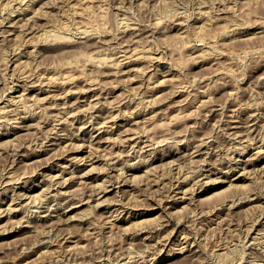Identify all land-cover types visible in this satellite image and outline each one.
Segmentation results:
<instances>
[{
    "label": "rangeland",
    "instance_id": "obj_1",
    "mask_svg": "<svg viewBox=\"0 0 264 264\" xmlns=\"http://www.w3.org/2000/svg\"><path fill=\"white\" fill-rule=\"evenodd\" d=\"M1 1L4 3V2H7L8 0L7 1L6 0H1ZM9 1L7 3H4V5L2 4V2H0V19L2 20V21L1 20L0 21L3 23L2 24L0 22V25H1L0 26V32L2 33V35L0 33V98L3 99V100H0V105L1 106H5V104H7L9 106V107H7V109L10 108L11 106L13 108V109L12 108L8 109L9 110L8 117L10 118L9 120L12 119L11 121H9V120L1 121L0 120L1 124H2V122H4L2 125L0 124L1 125V127H0V136L2 135L1 138H0V187H1L0 190H2V191L0 193L3 196L2 197L0 195V197H1L0 198V200H1L0 201L1 202L0 203V209L3 206L2 207V212H3L4 211L3 209H5V207L9 203L12 204L14 206V208L18 207V205L20 207H18V211L16 209V213H15L16 215L12 214V213H9V212L6 213V210H5V212L3 214H5L6 216L5 215H3V216L1 215L0 216V217H2V219L4 218L3 220L1 219L2 221L0 223L1 224V227H0V264H116L117 262H118L117 264H120V263L121 264H124V263L125 264H131V263L132 264H148V263L149 264H176L177 261H178L177 264H181V263L186 264L185 260L189 261L188 259H190L191 257L194 258L197 255L199 256V254H200V256L203 254V256H201V257L197 256L196 257L197 259L194 258L193 260L191 258L189 262L193 263L195 261V259H196L195 262H197V261L198 262L197 263L194 262L193 264H201L203 262V260H201V258L204 259V258L207 257L206 259H204L206 261H204L202 264H217L214 261H216L217 258L219 257L218 260L216 261V262H219L218 264H229V262H231V264H234V263H236V264H238V263L239 264H253V263L254 264H258V263L260 264L261 263L262 264L264 262L263 261L264 260V258H263V255H264V237H263L264 236V234H263L264 233V221H263L264 220V208H263L264 207L263 206L264 205V200H263L264 199V174H262V177L260 176V178H259V174L261 172L264 173V146H263L264 145V139H263L264 138V0H102V1H100V0H98V1L97 0H90V1L87 0L85 2H87L88 5L86 3H83L84 2V0H83L81 2L82 4L80 3V5H81L80 8L83 7L84 9H86V13H83V12H82L83 14L81 13V11L85 12V10L82 8V10L81 9L79 10L80 11L79 13H81L80 15H79V13H75L74 8H72L73 4L75 3V2L72 3L73 0H68L69 2L67 0H65V1L62 0L63 2L61 0H57V1L53 0L54 3L52 2V0L51 1L48 0L50 3L48 1H46V0H41L40 2H37V1H39V0H37L35 3L31 1L33 6H32V4L31 5L28 4V3H30V0L29 1L28 0H26V1L25 0L24 1L23 0H17L18 2H16L15 0H11L10 3H12L13 6L9 3ZM14 1H15V3H13ZM43 1L44 2L46 1L45 5H41L42 3L44 4ZM91 1H93L94 3L96 1V3H95L96 5H93L94 3H92ZM51 2H52V5H51ZM98 2H99V5H97ZM100 2H101V8H98V6L100 7ZM76 3H78V2H76ZM76 3L74 5H76ZM5 4H7L6 7H5ZM8 4H9V7H8ZM58 4H60L61 7H60V5L58 7ZM68 4H69V6H68ZM85 4H86V6L88 8L84 7ZM90 4H92V5H90ZM70 5H72V6H70ZM89 5L91 7H89ZM4 7H5V9H4ZM17 7H19L18 10H17ZM33 7H34V9H33ZM42 7L43 8H47V9L46 10L44 9L45 10L44 11ZM93 7L94 8L96 7L97 9L96 8L94 9ZM57 8H59V9H57ZM11 9H13V10H11ZM24 9L26 10V12H24ZM3 10H4L5 13L3 12ZM21 10H22V12H21ZM31 10L33 12L36 11L38 13L37 14L38 17L35 14L38 19L34 16V14H33V16L31 15L33 13ZM64 10H65V12H63ZM41 11H42L43 14L40 13ZM71 11H74V12H71ZM200 11L203 12V14L206 15V17ZM8 12L10 13V15H9ZM44 12L46 13V15H45ZM49 12H50V14H49ZM58 12H59V14H58ZM70 12H71L72 15L69 14ZM205 12L206 13L210 12L209 13L210 17H207L208 13L205 14ZM47 14H48V16H47ZM63 14L65 16H62ZM74 14L76 15V18L74 16ZM200 14H202L203 17ZM218 14L221 15V16H219ZM3 15L4 16L6 15L7 17H4ZM81 15H83L84 17L81 16ZM175 15H176V17H175ZM9 16H10V18H9ZM85 16H86V18H85ZM181 16H183V18ZM187 16H188V18H187ZM213 16H215V17H213ZM216 16H219V18H221V20L218 17H217L218 19H216ZM1 17H3L4 19L1 18ZM18 17H20L21 19H24L25 17L26 18L24 20H21ZM32 17H34V18H32ZM195 17H196V20L198 19L197 21L194 19ZM200 17H202V18H200ZM42 18H45V19H42ZM80 18H82L81 21H80ZM174 18H175V21H174ZM16 19L18 20L16 22V23H18V24H16V28H15L16 30L12 31L13 33L12 32L10 33L9 32V27H8L9 23L11 24L12 22H15ZM28 19H29V23L30 24L27 23ZM71 19L73 21L77 20V19H79V20L74 21V23L76 24L75 25ZM189 19H191V20L189 21ZM205 19H211V23H210L211 25L210 24L207 25L209 27L206 26L207 27L206 29H205V27L201 26V29L204 28V30L200 31L199 30L200 28L198 29V27H200V24L204 26L203 21ZM215 19H216V22L214 21ZM68 20H69V22H68ZM182 20L185 23H183ZM22 21H24L25 23L22 22ZM33 21H35V22L33 23ZM43 21H44L45 24L43 23ZM78 21L80 22V24H79ZM82 21L83 22L85 21V23L87 24L86 25L85 23H83L84 25H86V27H87L86 29L88 31H84V29L79 30V29H81V27L83 25L81 23ZM38 22H39V24L37 25L36 23H38ZM46 22H49V24L46 23ZM63 22H64V24H63ZM77 22H78L79 25H77ZM179 22H182L183 24L179 23ZM41 23L44 24V25L40 26ZM60 23L63 24V25L68 24L67 26H68V30L69 31L67 29H65V30L62 29L63 25H61ZM7 24H8V26H7ZM46 24H48V26ZM57 24H58V26L59 25L60 26L58 27ZM127 24L130 25V28H129V26ZM194 24L195 25L197 24V25L195 26ZM26 25H28V26H26ZM29 25L30 26L33 25L36 28H34L33 26L30 27ZM69 25L71 26V28H70ZM80 25H81V27L79 28L78 26H80ZM236 25H238V26L235 27ZM22 26L25 27V28H23ZM53 26L54 27L56 26V29H53L54 28ZM72 26H74V27H72ZM132 26H133V29L134 28H136V29L133 30ZM240 26L242 27L241 29H239ZM19 27H20V30H19ZM21 27L23 29H25V30H23ZM57 27L60 28V29H58ZM137 27H138L139 30L137 29ZM178 27H181V28L178 29ZM232 27H234L235 29H232ZM32 28H34V30ZM43 28H46V31H47L48 28L51 29V30L48 29L47 33H49L50 31H53V32H51L52 34L50 33L51 35H48L47 33H44V32L40 33L42 31H45ZM76 28H77V30H76ZM229 28H231V29H229ZM5 29H7L6 30L7 32L5 31ZM21 29H22L23 32H21ZM40 29H42V30H40ZM129 29H130V31H132V33L130 31L126 32ZM228 29L230 31H228ZM2 30H4L5 32L2 31ZM60 30H62V31H60ZM70 30H72V31H70ZM197 30L200 31L201 33L200 32L198 33ZM238 30H240V31H238ZM33 31H35L34 32L35 34L39 32L40 34L38 33V35H40V36H38L37 34L35 36ZM93 31H95V32H93ZM122 31H124V32H122ZM3 32L7 33L6 35L8 37ZM65 32H67V33H65ZM76 32H78L79 34L76 33ZM96 32L99 33V34H97ZM120 32H122V33L120 34ZM232 32L234 33V35L236 34V32L238 34H236L233 37V33ZM92 33L93 34L95 33V35L93 37L91 36ZM124 33H126V34H124ZM130 33H131V35H129ZM43 34H45L46 37ZM54 34L55 35L64 34L67 37L66 38H61L60 37L61 40H60V38H58L59 39L58 40L57 38L52 36ZM103 34H104V37L102 36ZM132 34H134L133 35L134 37L132 36ZM135 34H137V35H135ZM230 34H232V35H230ZM3 35H5V36H3ZM228 35L230 37H228ZM28 36H30L31 38L28 37ZM49 36H51L52 38H50ZM68 36H69V38H68ZM96 36H98L99 38L96 37ZM62 37H63V35H62ZM135 37L137 38V41L134 42V39L136 40ZM33 38H35L36 40L34 39V41L31 42V40H33ZM43 38H44V40H42ZM53 38L56 39V40H54ZM122 38H124L123 39L124 42L128 38L127 41H129V44L130 43L131 44L128 45V43L126 41L125 42L126 45H125V43H123V41H122ZM131 38L132 39L134 38V39L132 40ZM1 39H2L3 42L1 41ZM72 39H74V40H72ZM83 39L84 40L86 39L87 42H89L87 44L88 48L86 47L87 46L86 45L87 42L85 43ZM100 39L102 40V43H101V45H98L101 42ZM24 40H25V42H24ZM37 40H38V42H37ZM47 40H48L49 43L47 42ZM104 40L107 43L104 42ZM118 40L121 42V44H120V42ZM41 41L43 43H41ZM45 41H46V43H45ZM90 41H91V44H92L91 46H90ZM131 41H133L134 45H133V43ZM29 42L31 43V46H30ZM95 42L97 43L96 46L94 45V44H96ZM27 43H29V44H27ZM35 43H40V44H35ZM102 44H103V46L104 45L105 46L103 47ZM36 45L38 47H36V49H34L35 48L34 46H36ZM120 45H122V46H120ZM97 46H98V48H96ZM136 47H138V48H136ZM89 48H91V49H89ZM195 48L196 49L198 48L197 50L199 52ZM204 48H205L206 51L203 50ZM31 49L33 51H31V53H30L29 50H31ZM87 49H88V52H86ZM92 49L94 50V53H93ZM95 49L96 50L98 49L99 51H96ZM131 49L134 50V51H136L135 49H138L137 50L138 52L137 51L136 52L131 51ZM200 49H202V51ZM116 50L118 52H115ZM127 50H130V51L127 52ZM84 51H85L86 54H84ZM89 51L91 53H93V54H91ZM200 51H201V54H200ZM130 52H132L133 54L134 53H136V54L139 53L142 56V58L139 57L136 62H133V64H131L132 69H131V72L128 74L129 76H127L126 74L125 75L122 74V71H120V69H119L120 67L118 65H119V60H120L119 58L121 56H123V54L124 55H126V54L132 55ZM205 52L209 53V54H205ZM27 53H29L30 55L27 54ZM121 53H123V54H121ZM141 53L142 54L145 53V54L142 55ZM19 54H21L22 56L21 55L19 56ZM82 54L88 55V56H89V54H91L89 57H93V58L97 56L96 60L101 58V57L102 58L105 57L107 59V61H108L107 63H109V64L111 63L113 65L114 69H113L111 64L110 65L108 64V67H107V64L103 66L102 63L98 64V63H100L98 61H95V63H94V61L90 60L88 56H85V58L83 59L84 56ZM119 54H121V55H119ZM202 54L203 55L205 54L206 57H204V56L201 57ZM80 55H82V56L81 57H77V56H80ZM150 55H151V57H150ZM110 56H111V58H110ZM107 57H109L110 61H109V59ZM152 57H155V58H152ZM72 58L74 59V61H73ZM150 58H152V59H150ZM12 59L13 60L15 59L14 60L15 62H13ZM70 59H72V61ZM76 59H78L80 62L76 61ZM139 59H140V61H139ZM91 61L93 62L91 64L94 65V66H92L90 64ZM152 61H154V62H152ZM71 62H72V64H71ZM114 62L115 63L118 62V65L115 64ZM87 63H89L88 66H87ZM159 63H160V65H159ZM71 65H72L73 68L74 67L75 68L73 69L71 67ZM74 65H76V66L78 65V66L76 67ZM101 65H102V67H104V69L102 67H100ZM63 66H65V67H63ZM68 66H70V67H68ZM109 66H110V68H109ZM151 66H154V68L151 67ZM158 66L160 68H158ZM131 67H129L128 69H130ZM161 67H162V70H161ZM13 68H15V69H13ZM62 68H63V70H62ZM77 69H78V71H77ZM101 69H103L104 71L101 70ZM128 69H126V70H128ZM166 69H168L169 72ZM65 70H66V72H65ZM43 71L45 72V74H44ZM101 71L104 72V73H102ZM116 71H117V74H115ZM156 71H158V72H156ZM165 71H166V73H165ZM61 72L63 74L65 73V74L63 75ZM67 72H69V73H67ZM118 72L121 73V74H118ZM173 72H174V74H173ZM39 73H41V74H39ZM70 74L72 76H74V75L77 76V77H75V76L73 77V78H75V80L74 79L73 80H67L66 79L67 76L70 75ZM38 75H40V76L37 77ZM61 75H63L64 77L61 76ZM82 75H83V77L85 76L84 79H83ZM159 75H160V77H159ZM48 77L49 78L51 77V80ZM162 77L164 79L165 78L166 79L163 80ZM168 77H171L172 79H175L174 80L175 82L173 81L172 83L168 82L167 84H165L166 81L169 80ZM25 78L28 81H26ZM158 78L161 81L162 80L164 81V82L162 81L163 85L162 84H158V83L161 82ZM55 79L58 82H60V83H58ZM85 79H86V82L84 81ZM153 79L154 80H158V81L155 82ZM52 80H55L54 84L52 83L53 82ZM149 80H151L152 83L155 82V83H153L155 86L151 85L152 83H150L151 81H149ZM42 81L43 82L46 81V83H43ZM15 83H17V84L15 85ZM25 83H27V84H25ZM32 83L34 85H32ZM64 83L67 84V85H64ZM97 83H99V84H97ZM156 83H157L158 86L156 85ZM40 84H42V85L44 84V85L42 86ZM68 84H70V85H68ZM95 84H97L98 86H96ZM101 84H102V86H101ZM178 84H180L181 87ZM11 85H12L13 89H11ZM23 85H24V87H23ZM51 85H54L55 87H51ZM148 85L150 87L151 86H153V87L150 88ZM32 86H33L34 91L36 93L34 91H32V92L28 91V87H32ZM69 86H71V87L68 88ZM85 86H86V88H84ZM87 87H89V88H87ZM45 88H47V89L49 88L50 89V90L48 89L49 93H48L47 89H45ZM60 88H62V90ZM98 88H101L102 90L98 89ZM152 88H154V89H152ZM177 88L179 90L182 88V90H180L181 93L178 91L177 95L176 94L175 95H171L172 91L174 89H177ZM71 89L72 90L74 89V90L72 91ZM75 89H77L78 91L75 90ZM79 89H81V90H79ZM8 90H9V92H8ZM65 90H67L68 92L65 91ZM93 90H95V91H93ZM150 90H153V91H150ZM21 91L23 93H21ZM81 91L82 92L85 91L86 95L88 94L90 96V94H91L93 96V98L90 97L91 98L90 102L88 101V99H86L87 100L86 102H88V104L85 103V102H80L82 100L81 96H83L82 94L84 93V92L82 93ZM169 91H171V92H169ZM182 91H183V93H182ZM57 92H59L61 94L59 95V93H57ZM69 92H70V94H69ZM77 92H79V93H77ZM145 92H146V96H144ZM148 92H149V94H148ZM204 92H205V94H204ZM32 93L34 94V97L31 96ZM56 93L58 95H56ZM63 93L65 94L64 98L61 97L63 95ZM96 93H99V94H96ZM140 93H143L144 95H141ZM199 93H201V94L199 95ZM5 94H6V96H5ZM18 94H19V97H18ZM44 94H46V96H48V97H46V96L44 97ZM50 94H52L53 96L50 95ZM78 94H80V95H78ZM100 94H102V96H100ZM152 94H154V95H152ZM169 94L173 98L169 97L170 96ZM21 95L25 99L22 98ZM24 95L26 97L28 96L29 98L28 97L26 98ZM55 95L57 97H54ZM98 95H99V97H98ZM135 95H138L139 97L138 96L135 97ZM166 95H168V96H166ZM66 96L68 97V99L66 98ZM69 96H70V98H69ZM77 96L80 99H78ZM94 96L98 97L99 99L96 98V97H95L96 98L95 99ZM153 96H154L155 99H157V97H159L158 100H162V99H166L167 100L168 99V101L165 100L166 102H164V104L162 102L161 104H163V105H161L160 103L156 105V104L153 103V100H154ZM155 96H157V97H155ZM142 97H144V98H142ZM30 98L34 99V101L31 100ZM50 98L52 99V101H50L51 100ZM145 98H146L147 101H145ZM212 98H213V100H212ZM11 99L13 101H11ZM16 99H17V102H15ZM19 99H21V101ZM44 99L46 101H44ZM75 99L77 101L78 100L79 101L77 102ZM132 99H133V101H132ZM201 99H203L204 101L201 100ZM5 100H7L8 102L5 101ZM22 100H23V102H22ZM41 100H43L44 102L41 101ZM65 100H66L67 103L64 102ZM179 100H181V101L179 102ZM36 101H38V103H36ZM49 101L52 102V103H50ZM98 101H100L99 102L100 104L97 103ZM101 101L103 103H106V102L107 103L106 104H102ZM200 101H202L203 105H204L205 101H207V103H205V106H203ZM13 102H15L16 104L13 103ZM20 102H22V103H20ZM62 102H64V103H62ZM74 102H76V103L74 104ZM91 102L92 103L94 102V103L92 104ZM127 102H129V103H127ZM133 102H134V104H133ZM150 102H151V104H150ZM169 102L172 103L173 106ZM23 103H25V104H23ZM33 103L34 104L36 103L37 105H34ZM90 103L93 106H91ZM112 103L115 105L114 109L111 108L112 106H114ZM141 103H144V104L147 103L148 105L150 104L149 105L150 107H148V105H144V104H141ZM27 104H30L31 106H33V108L31 106L27 105ZM63 104H66V105H63ZM68 104H70V105L68 106ZM96 104H99V105L98 106H94ZM110 104H111V106H110ZM243 104L245 106H243ZM259 104H261V105H259ZM44 105H46V106H44ZM52 105H54V106H52ZM79 105H81V106L83 105L84 106V107L83 106L81 107V111H80L81 114L78 112L77 118L74 120V122L71 120V123H70V120L69 119H68L69 121L66 120L67 117H65V116H68V114H70V112H72L73 109L75 111H77V107ZM86 105H89L88 108H90L91 112L88 110L87 107L86 108H87V110L89 112L87 110H86V112H84V110L82 108L85 109ZM104 105H106V106L108 105L109 107L107 106V109L103 108ZM137 105H139V106H137ZM166 105L170 106V107H167ZM248 105H250V107ZM254 105H258V106H256V110L254 109L255 108ZM35 106H37V107L39 106L38 108H41L43 111L41 109L39 110ZM58 106H60V107H58ZM141 106L143 107V109H141L142 108ZM160 106L162 107L161 108L162 110H160ZM164 106H166L167 108L164 107ZM206 106H208V107H206ZM251 106H253L254 108L253 107L251 108ZM17 107H19V108L17 109ZM30 107L33 110H30ZM49 107H51L52 110ZM54 107H58V108L55 109ZM100 107H102V108H100ZM116 107H118V108H116ZM204 107H206V108L204 109ZM257 107H258V110H257ZM23 108L29 110V114H28L29 116L27 115L28 116L27 121L29 122V123L27 122V124H28L27 128L19 130V132L15 131V130H12L10 132V128L9 127H12L11 124H13L12 121H13L14 115L19 116L18 115V113H19L18 111L19 110L21 111V109L23 110ZM144 108H147L146 111H144L145 110ZM246 108H247V110H245ZM248 108H250L251 110L248 109ZM69 109H70V111H69ZM99 109H100V111H99ZM119 109H120L121 112L119 111ZM221 109H223L224 111L221 110ZM44 110L46 112H44ZM109 110H111V111H109ZM139 110L141 111V113L143 112L142 116H141ZM150 110H152L153 112L150 111ZM158 110L161 111V112H159ZM233 110H237V111L239 110V111L237 112V111H233ZM33 111H36V112H33ZM37 111H38V113H37ZM56 111L60 115L62 114V116H63V117L61 116L62 122H63V124H61L62 127L60 125H57L56 121L52 120V118H53L52 116L53 115L54 116L56 115L57 117L59 115ZM65 111L66 112L68 111V112L66 114H64ZM148 111H149V113H148ZM155 111H156V113H155ZM251 111H252V113H251ZM254 111H256V112L254 113ZM257 111H259V112H257ZM50 112H52V113L50 114ZM62 112H64V113H62ZM74 112H72V113H74ZM107 112H108V114H110V112H111L110 116H113L115 114L114 117H118L117 124L115 125L113 133H112V136H111V138L114 139V140L112 141L110 139V141H109L110 143L109 142H108V144L106 143L107 145L106 144L101 145V144H98V143H96L97 144L96 145L95 144L96 141H92V143H90L91 144L90 145L89 142L92 140V138H91L92 134H88V133H86V138H88V139H86V142L85 141L76 142L75 145L73 144L72 149H71V146L66 145L67 147H69V149L71 151L67 147H64L65 144H59V143H57L58 141L55 140V138L57 139V137H58L57 133H61V132H65V133L67 132L68 133L70 131V129H71V131L68 134L77 133V127H80V125L82 127V125H84L85 122H86L84 120H87V122H86V124H87L92 119V116L90 115L91 113L93 114V116L96 115V113H98V115H100L102 117H104V116L106 117L108 115ZM133 112H134V114H132ZM232 112H234V113H232ZM236 112L237 113L240 112V113L237 114ZM246 112H249V113H246ZM10 113L12 115H10ZM36 113H37V116H35ZM43 113H45V114L49 113V115H51V117L49 115L44 116L45 114L43 115ZM153 113H155V114L153 115ZM231 113H232L233 116L231 115ZM258 113H260V114H258ZM125 114L128 115L129 117L127 118V116ZM247 114H248V116H247ZM261 114L263 116H261ZM41 115H43V117ZM137 115H139V116L137 117ZM238 115H239V117H237ZM110 116L108 115L107 117H110ZM64 117L66 119H64ZM78 117H80V119H78ZM144 117H146L147 119L145 118V120H144L143 119ZM245 117H247V118H245ZM253 117L256 118V119H254ZM15 118H16V116H15ZM236 118H237V120H239L241 122L236 121ZM42 119H44V120H42ZM50 119H51V121H50ZM142 119L145 121L144 123H143ZM232 119H234L235 121L232 120ZM47 120H49V121H47ZM135 120L139 121V123L135 122ZM140 120H142V121H140ZM123 121L125 123H123ZM243 121H245V122H243ZM53 122H55V123H53ZM72 122L75 124V125H73L74 127L71 126L73 128L70 127V125L73 124ZM129 122L131 123V126H130ZM250 122H252V124ZM136 123H138V124H136ZM238 123L240 125H245L249 129L250 133L246 132V130L248 131V129L245 126H239L238 127V125H239ZM46 124H48L49 127ZM53 124L55 126H53ZM65 124H66V126H65ZM229 124H231L230 127H228ZM249 124L251 126H249ZM76 125H78V126H76ZM123 125H125V127L129 129V131L128 130H126V131L123 130V129H125V128H123ZM2 126H3V129H1ZM36 126L37 127L40 126V127L37 128ZM51 126H53L52 130H54V131H52V130L47 131L48 129L52 128ZM127 126H129V127H127ZM59 127H61V130L58 129ZM66 127H67V129H66L67 131L65 130ZM225 127H228V128H225ZM251 127H252V131H250ZM243 128H245V129H243ZM40 129L42 131H44V132L41 131L42 135H41V132H39ZM72 130L76 131V132H73ZM240 130H241V132L243 131L244 133L243 132L241 133ZM5 131H6V133L10 132L11 134L9 133V134L5 135L6 134ZM50 131H52V132H50ZM123 131H125V132H123ZM127 131L129 133H127ZM223 131H225V133ZM141 132H143V134ZM144 132H146L145 135H144ZM227 132H228V134H227ZM44 133H45V136H44ZM136 133H137V135H136ZM138 133H139L140 136L138 135ZM233 133H234V135L231 136V134H233ZM238 133H240V134H238ZM247 133H249L248 136H247ZM128 134L130 136H132V137H130ZM126 135L128 137H126ZM141 135H143V136H141ZM13 136H17L16 137L17 139L14 138ZM41 136H42V138H41ZM245 136H247V137H245ZM123 137H125L127 139H125ZM233 137H234V140L236 139L237 142L233 140ZM242 137H244L246 139L243 141ZM248 137H250V138L248 139ZM120 138L121 139L123 138V141L126 140L125 141L126 144L123 143V141L119 140ZM144 138H145V140H144ZM209 138H211V139L209 140ZM7 139L8 140L10 139V141H12L13 143H8L9 141H7ZM38 139H39V141H38ZM89 139H90V141H89ZM230 139L233 140V141H231ZM254 139H255L254 144L256 143L255 145L252 144ZM133 140H135V141H133ZM140 140H142V141L140 142ZM211 140H213V141H211ZM52 141H54V142H52ZM148 141L150 142L149 144H148ZM82 142L84 144L87 143L88 145L87 144L84 145ZM127 142L129 144H131V143L132 144L129 145ZM157 142H158V144L154 145ZM203 142L205 144H203ZM230 142H232V143L234 142L233 143V145L235 144L234 145V149H233V146H230V145H232ZM21 143L25 147L22 146ZM81 143L85 147L84 146H80ZM93 143H94V145H93ZM246 143H247V145H246ZM259 143H262V144H259ZM26 144H27V146H26ZM202 144H203V146H202ZM206 144H207V146H206ZM138 145H139V148H138ZM141 145L143 147L144 146L145 147L143 148V147H141ZM253 145L256 146V147H254ZM18 146H19V148H18ZM58 146H60L62 149L60 147H58ZM75 146H76L77 149H75ZM92 146H96V148H94ZM242 146H244V147L242 148ZM259 146H261L262 148L259 147ZM12 147H14V148H12ZM15 147H17V148H15ZM30 147L32 148V150H30L31 149ZM87 147H88V149H87ZM133 147L136 148V149H134ZM147 147H149L148 148L149 151H148ZM152 147H154V148H152ZM229 147H231V148H229ZM213 148L215 150H213ZM235 148H237V149H235ZM42 149H44V150L42 151ZM54 149L55 150L59 149L61 151L64 149L65 152H63L64 150L62 152L60 151V153H61V155H60V153L58 152L59 150L54 151ZM94 149L95 150L97 149V150L95 151ZM130 149H132V151H130ZM38 150H39V152H38ZM50 150L53 153H51ZM87 150L90 151L91 153L88 152ZM106 150L109 151L110 153L112 152L111 153L112 155H110V153H108ZM125 150H127V151H125ZM135 150L136 151L138 150L137 153H136ZM150 150H152V151H150ZM230 150H232V152ZM238 150L240 151L239 153H238ZM30 151L37 152L36 157H35V155H32L27 160V162L25 160L21 161L20 160L21 159L20 158L21 155L22 154H32L33 152L31 153ZM66 151H69V152H66ZM93 151H94V153H93ZM7 152L9 154H7ZM15 152H17L18 154L16 153V155H15ZM114 152H115V156L113 155ZM140 152H142V153H140ZM148 152L149 153L151 152V153L149 154ZM152 152L154 153L153 155H152ZM211 152H213L214 154H212ZM11 153H13V154L11 155ZM85 153H87L88 155L85 154ZM116 153H119V154L116 155ZM155 153H157V154H155ZM206 153L209 154V155H207ZM33 154H35V153H33ZM103 154H105V155L103 156ZM130 154H131L132 159L130 157ZM138 154L141 157L137 156ZM229 154L232 155V156H230ZM65 155H66V159H65ZM85 155H86V157H84ZM106 155L108 157L111 156L112 159L111 158H110L111 160L108 159ZM120 155L123 158L120 157ZM148 155H149V157H148ZM223 155L228 157V158L224 157ZM11 156L13 158H16V159H13ZM57 156H58V158H57ZM72 156L73 157L76 156L78 158V160H75L77 162L72 163L75 166L73 165L72 167H70V169L67 171V173H64V174L63 173H59L61 171V169L65 170L63 165L66 163L65 166H67V164H69L68 161H69V159H71ZM97 156H98L99 159L97 158ZM112 156H114V157H112ZM115 157H116V159H115ZM137 157L140 160L137 159ZM230 157L231 158L234 157L236 159V161H235L234 158L230 159ZM92 158H93V160H91ZM103 158H105V159H103ZM48 159L51 160V161H49ZM85 159H86V161H85ZM106 159H108V160H106ZM248 159H249L250 163L248 162ZM15 160H16V162H15ZM57 160H59V161H57ZM112 160H114L116 164L114 163V161L112 162ZM124 160H126V161L124 162ZM132 160H133V162L130 163V161H132ZM142 160H145L146 163L144 161H142ZM146 160H148V161H146ZM222 160L225 161V162H223ZM53 161H55V162H53ZM103 161H106V162L102 163ZM140 161H141V163H140ZM205 161L207 162V164H206ZM208 161H209L210 164L208 163ZM233 161H235V162H233ZM98 162H100V163H98ZM204 162H205V165H204ZM16 163H17V165H16ZM81 163H86V164L82 165ZM122 163H123L124 166H122ZM132 163H135V164H132ZM151 163H153V165ZM216 163H217V165H216ZM225 163L228 164V166ZM242 163L243 164L245 163L244 164L245 166L250 164V167L248 168L250 170L249 171L250 174L247 173L248 174V176H247L248 178H245L244 180H242L241 181L242 183L240 182V185H242V189H239V187H237L238 189L237 188H231L230 189L229 188L230 187L229 186L230 185V180L235 178V176L237 177L238 174H239L238 176H240L242 174V172L240 173V171H243L240 168V167L244 166V165H242ZM42 164H44V166ZM140 164H142V165H140ZM144 164L147 165V166H145ZM251 164H253V165H251ZM56 165L57 166L58 165H60V166L62 165V166L61 167L58 166V168H57ZM105 165L107 166V168L110 165L109 168H111V169L108 168V170H110V171H107V168H106ZM120 165H121V167H120ZM125 165L126 166H131V167L133 166L135 169L137 168L133 172V175H130L132 173H129V175H128V174L124 173V171H121V172H123V175L121 176L122 177L121 178V177H119L121 172H119V171L116 172V170L112 171V168L115 169V167H116V169H120V168L126 167ZM78 166H80V167H78ZM101 166L103 167V169L101 168ZM199 166H201L202 168L199 167ZM237 166H240V167L237 168ZM253 166H255V167H253ZM89 167H91V168L89 169ZM104 168H105L106 171L104 170ZM147 168H150V170L147 169ZM226 168H228V169H226ZM235 168H237V169L234 170ZM250 168H252V169H250ZM258 168L259 169L262 168L263 170L262 169L259 170ZM72 169L73 170L74 169L75 170L78 169V171H79V169H80V171L82 170V174H85L86 177L80 178V176H77L78 178L76 177L73 180V182H70L71 185L68 184L69 182H66V178L67 177L69 178L72 175L71 173H69V171L71 172ZM99 169H102V170H99ZM212 169H214V171ZM221 169H222L223 173H222ZM230 169H232L231 170L232 172L230 171ZM49 170L51 172H49ZM87 170L88 171L91 170V171H93V173L89 171L88 172L89 174H88ZM180 170L182 171V173H181ZM193 170L194 171L196 170L197 172H194ZM226 170H228V171L226 172ZM251 170H253V171L256 170V171L253 172ZM186 171L187 172L190 171V172H188V174H186L187 173ZM192 171H193V173H192ZM198 171H200V173ZM35 172H36V174H35ZM183 172H184L185 176L186 175H187V177H188V175H190V176L188 178L184 177L183 176L184 175ZM256 172H258V173H256ZM37 173H38V175H37ZM58 173L62 174L58 178L59 180L56 179V176L58 175ZM134 173L136 175H134ZM176 173L178 174V176L176 175ZM189 173H192V174H189ZM194 173L197 174V175L195 176ZM253 173L254 174H258V180H257V175H254ZM44 174H46V175H44ZM49 174H51L52 176L49 175ZM179 174H180V176H179ZM201 174L205 175V176L207 175V178L206 179L202 178V177L200 178ZM175 175H176V177H175ZM225 175H227V176H225ZM9 176H11V178ZM115 176H116V179H115ZM194 176H195V179L197 177V179H196L198 181L197 185H196L197 181H195ZM49 177L50 178L53 177V178L50 179ZM103 177H105V178H103ZM117 177H119V179H118L119 181H122V180L126 181L128 179L127 181H130V182L128 183L126 181V184L128 183L130 185V183H132L130 185L131 188H129V186H125V187H121V188L119 187L117 189L118 191L115 189V190H112V191L108 192L107 196L108 197L110 196L111 200L107 196H106L107 198L104 197L102 200H104L106 202V199H107V202L106 203L103 202L105 204L102 205L101 204L102 200L99 203L100 193H101V191H103L102 188H106L105 186H107V183L111 182V184H112V183H115L116 181H118ZM133 177L135 178L134 180H132ZM159 178H160V180H159ZM171 178H172V180H171ZM10 179H12V180H10ZM80 179L83 181V183H81L82 181ZM102 179H105L106 181L104 180L105 181L104 182ZM129 179H131L132 181L129 180ZM251 179H252V181H251ZM84 180L87 181V182H85ZM180 180H182V181H180ZM184 180L186 182L185 188L187 189L189 187V185H190L188 190L189 191L192 190V192H189V193H196L195 189L199 188L200 184H201V186H200L199 189H205L204 190L205 192L202 195H200V196L199 195L198 196L195 195V201L194 202L192 201L193 204L191 202H190L191 204L189 202L184 203V205L186 204V206L182 205V207H187L186 209L184 208L185 210H183L182 207H179V209L183 210V212H181V213L178 212L179 210L177 208L176 211L179 214V215H177V212H175V210L172 211L170 209V201L172 199L171 197H173V195H174L173 191L177 188V186L180 183H183ZM162 181H163L164 184L162 183ZM192 181H194V183ZM206 181H208V183ZM51 182L54 183V186H53V184L51 185ZM55 182H56V186H55ZM62 182H63V184H62ZM64 183H67V184H64ZM77 183H79L80 185L79 184L77 185ZM175 183H176V185L174 186ZM6 184H7V186H6ZM21 184L23 186H29V187L33 186L32 187L33 191L31 192V194L28 195L27 202H26L27 198H23V199L19 198V196H20L19 194L22 193L21 187H23ZM31 184H32V186H31ZM82 184L83 185L85 184V185L83 186ZM102 184H103V187H102ZM111 184H108L107 187H110ZM161 184H162L163 188L161 187ZM243 184H244V188H243ZM17 185H19V186H17ZM48 185H49V187H47ZM66 185H69L68 189L64 188ZM95 185H96V188H95ZM99 185H101V186H99ZM169 185H170V188H169ZM81 186L84 187V188H82L83 191H82L81 188H80L81 190L78 189V187H81ZM134 186L136 188H134ZM165 186H166V189H164ZM72 187H74V188H72ZM123 188L126 189V191ZM240 188H241V186H240ZM94 189L95 190L97 189L98 191L96 192ZM120 189H121V191L123 189L124 191H122V192L125 193V194H123L120 191ZM47 190H48V192H47ZM72 190H74V191H72ZM150 190H152V192H151V194L149 196V193H150L149 191ZM155 190L157 192H160V193L158 194ZM167 190L170 191V192H168ZM59 191H61V192H59ZM62 191L63 192L69 191V192L64 194ZM70 191H72L71 192L72 194L70 193ZM81 191H82V195H79L81 193ZM114 191H115V193H114ZM166 191H167V193H166ZM193 191H195V192H193ZM244 191H247V193L244 192ZM249 191H251V192L253 191L254 193L253 192L251 193ZM2 192H4L5 194L2 193ZM49 192H51V194L52 193L53 194L51 195ZM91 192H93V194ZM153 192L154 193L156 192L155 193L156 195L154 194L155 196L153 195ZM161 192H162V194H161ZM248 192L251 193V194H249ZM260 192H261V194H260ZM58 193H59V196H61V197H58ZM96 193H99V195L96 194ZM116 193H118V194L120 193V195H118ZM170 193H172V194H170ZM262 193H263V195H262ZM38 194H39V196H38ZM60 194H62V195H60ZM74 194H75V196H74ZM122 194L125 197H123ZM245 194H247V195H245ZM53 195H55V196H53ZM234 195L237 196V197H235ZM239 195H242V196H240V197H242L241 199H239L240 198V197H238ZM44 196H45V198H44ZM73 196H74V198H73ZM81 196H83V197L81 198ZM152 196L154 198L156 197L158 202ZM29 197H31V198L33 197V198H36V199L33 200V199L30 198V201H29ZM96 197L98 199H96ZM259 197H261V198H259ZM11 198H12V200H11ZM40 198H42V199H40ZM43 198L45 199V201H44ZM87 198H88V201L86 200ZM121 198H122V201H120ZM160 198L161 199L163 198L161 202H159L161 200ZM196 198H198V199H196ZM227 198H229V199H227ZM230 198H232V199H230ZM248 198H253L256 201L253 200V201H251V203L247 202ZM13 199H14V201H13ZM39 199L43 203L40 202ZM79 199L80 200L84 199L83 201L85 203L79 204L80 208H75V210L72 211V213H70V215H67V212L70 211L69 210L70 209L69 206L73 205V204H76L75 203L76 200L79 201ZM89 199H90V201H89ZM32 200H33V202H31ZM197 200L199 202H197ZM228 200H230V201H228ZM35 201H36L37 204L35 203ZM54 201H56V202H54ZM109 201H111V202L113 201V203H111V202L108 203ZM116 201H117V203L120 206L116 203ZM227 201H228V204H227ZM25 202L26 203L29 202V203L26 204ZM30 202H31V204H30ZM44 202H45V204H44ZM86 202H87V204H86ZM89 202H90V204H88ZM120 202H121V204H120ZM167 202H168L169 205L167 204ZM196 202H197V204H196ZM221 202H223V203H221ZM33 203H34V205H33ZM95 204H97V205H95ZM125 204H128L129 207L127 205H125ZM246 204L247 205L248 204L249 205L253 204V205H250V206L248 205L249 208H245V207H247ZM261 204H263V205H261ZM22 205H23V207H21ZM37 205H38V207H37L38 209L35 208ZM44 205H45V207H44ZM98 205H100V206H98ZM187 205H189L190 207L187 206ZM193 205H194V207H193ZM215 205H217V206L215 207ZM258 205H259V209L257 207ZM90 206H92V207L94 206L93 209H92V207L90 208ZM96 206H98V207H96ZM160 206H162V207H160ZM227 206L228 207L230 206V208L228 209ZM253 206H255V208H253ZM261 206H263V207H261ZM51 207H53V208H51ZM137 207L139 208V210H138ZM260 207H261V211H260ZM20 208H22V209H20ZM29 208L30 209L33 208L34 210H30ZM107 208H108V210H107ZM155 208H156V210H155ZM161 208H163V209H161ZM194 208H196V209H194ZM199 208H200V210H199ZM19 209H20V211H19ZM53 209L54 210L56 209L55 212H54ZM89 209H91L92 211L89 210ZM114 209H117V210L114 211ZM211 209L213 211H211ZM254 209H256V211H253ZM44 210H46V211H44ZM205 210L207 211L206 213H205ZM257 210H259V211H257ZM21 211H22V213L20 214ZM87 211H88V213L86 214ZM89 211H90L91 214H89ZM132 211L133 212H140V213L142 211H144L143 213H147L146 215L142 216V218H141V219L144 218L145 220L144 219L143 220L147 221V222L144 223V222L141 221L142 224L141 225L139 224V226L141 228H142V225H143L145 230H144V228H142V229L140 228L141 229L140 230L138 227H135L134 230H133V227L135 226L134 225L131 229L129 228V230H132V231L128 232V230H127V232H126L124 230L125 232H123V231H121V230H123V228H121V226H120L121 224H120L119 221L118 222H114L115 224L111 221L112 218L110 217V215L113 216L114 213H115L114 215H120L122 212H124L122 214H126V216H128V213L130 214V212H132ZM197 211H199V212L197 213ZM202 211H203V213H202ZM44 212L46 213V216H45ZM167 212H169V213H167ZM193 212H194V214H193ZM213 212H215V213L213 214ZM47 214H49V215L52 214V215L48 216ZM105 214H106V217H105ZM174 214H175V216H174ZM190 214H192V215H190ZM262 214H263V216H262ZM72 215H74V219H73ZM94 215H97L96 219H98V220L95 219ZM193 215H194L195 218L193 217ZM211 215L213 216L212 217L213 219L210 217ZM84 216H87V217L85 218ZM176 216H178V217H176ZM60 217H61V219H60ZM220 217H221L222 220L218 219ZM258 217H259L260 220L256 219ZM24 218H26L28 220H25ZM64 218H65V220H64ZM84 218H85V220H84ZM153 218L154 219L157 218V219L153 220ZM175 218H177L176 220L179 219L178 220L179 221L178 224H177V221L175 220ZM181 218H182V220H181ZM188 218L189 219L192 218V219L188 220ZM199 218L202 219V220H200ZM214 218H216V219H214ZM13 219H14L15 223L13 222ZM16 219H17V221L20 220L21 224H19L20 222H16ZM21 219H22V221H21ZM59 219L62 220V222H60L61 225L58 222ZM94 219L96 220V222H93V221H95ZM106 219H107V222H105L106 223L105 224L104 221H106ZM141 219H138V222H140ZM197 219H198V221L195 222L194 220H197ZM9 220L12 221V222H10ZM53 220L55 222H53ZM66 220H68V221H66ZM148 220H150V221H148ZM191 220L193 222H191ZM203 220H204L205 223L203 222ZM215 220L219 222V223L217 222V227H216V223H213V222H216ZM63 221H66L67 223L63 222ZM86 221L88 223H90V224H87ZM108 221L111 222L112 224L109 223ZM154 221L156 223H158V224H156ZM164 221L166 222V225H165ZM167 221H168V223H167ZM175 221H176V223H175ZM206 221H207V223H206ZM209 221H210L211 224L209 223ZM254 221L255 222L257 221V222L255 223ZM56 222H58L59 224L57 225ZM92 222L95 223V225L92 224ZM159 222L162 223L164 226H162ZM230 222L232 223L231 225H230ZM17 223H18V225H16ZM49 223H52V224H49ZM96 223H98L99 225L96 224ZM258 223H260L262 226L260 224L258 225ZM29 224H32L31 226H33V227L35 226V227L34 228L31 227ZM103 224H104V226H103ZM107 224L109 226H112V227L105 226ZM118 224H119V226H118ZM205 224H207V225H205ZM234 224L237 225L236 228H235ZM25 225H27V226H25ZM153 225H154V227L156 226L157 228L156 227L154 228ZM159 225H161L160 228H159ZM211 225H213L212 227H214L213 228L214 232L212 230V227L211 228L209 227ZM48 226H51V227H48ZM137 226H138V224H137ZM176 226H177V228H176ZM117 227H120V228L117 229ZM196 227H198V229H200V228H202V229L201 230H197ZM208 227H209L210 231L208 230ZM251 227H252L253 230L252 229L248 230ZM15 228H16V230H15ZM152 228L155 231H151V230H153ZM194 228H195V230H194ZM226 228H228V229H226ZM119 229H121V230H119ZM256 229L257 230L259 229V231H257ZM5 230L7 232H5ZM8 230H9V233H8ZM23 230L25 231V233L22 232ZM97 230H99V231L97 232ZM142 230H144V232ZM246 230H248L249 233L246 232ZM86 231H89V232L91 231V232L90 233H88V232L86 233ZM139 231H140V233H139ZM177 231H178V233H177ZM180 231H182L183 234ZM197 231H199L200 233H198ZM92 232H93V235L91 234ZM167 232L170 233V234L168 233L169 236H173L174 237L175 241H176L177 237H178L177 241L181 240V241H178V242L176 241V244L172 246V251H171V247L170 248L168 247L169 249L167 248L168 250H170V251H168L163 246V244L166 242V239L169 237L168 235L164 236V234H166ZM194 232L196 234H194ZM212 232L214 233L215 236L211 235ZM254 232H255V234H254ZM18 233H20V234H18ZM156 233H158V234H156ZM188 233L191 234V235L189 236ZM208 233H210V234H208ZM68 234L70 236H68ZM133 234H134V236H133ZM137 234H139V235H137ZM198 234H199V236H198ZM16 235H18V236H16ZM60 235L63 237L64 240L60 237ZM66 235L68 237H66ZM150 235H153V237L150 236ZM206 235H208V237ZM252 235L254 237H256V238H254ZM257 235H259V236H257ZM145 236L146 237L148 236V238L149 237L150 238L148 239ZM65 237H66L67 240L65 239ZM129 237H131L132 239H130ZM143 237H144V240H143ZM159 237H162V238L159 239ZM203 237H205V238H203ZM212 237H214V238H212ZM246 237H250V238L246 239ZM58 238L61 239V240H59ZM206 238H207L208 241L206 240V243H205L204 239H206ZM49 239H50V241H48ZM68 239H69V241H68ZM156 239L158 241V245H157ZM183 239H184V241H186V240L189 241L188 244L186 245L187 246L186 248L191 250L190 253L192 254V256L188 252H185L184 254H182L183 252L181 253V250L180 251L178 250L181 247H183V243H184ZM244 239H246L247 242H245L246 240L243 241ZM42 240H44L46 242H43ZM62 240H63V242H62ZM250 240H251V242H250ZM259 240H261V241H259ZM195 241H197V242H195ZM231 241H233V243ZM239 241H240V243L243 241L244 245L242 243H241L242 245H240ZM253 241H255L257 243H255V242L253 243ZM53 242H55V243H53ZM58 242L59 243L62 242V243L59 244ZM154 242H156V243H154ZM236 242H238L239 244L236 243ZM191 243H192V245H191ZM217 243H219V244L217 245ZM234 243H236V244H234ZM247 243H248V245L250 243V245L252 247L250 245H249L250 246L249 247L247 245ZM259 243H261V245H259ZM153 244H154L155 247L153 246ZM223 244H225V248H224ZM227 244H228V246H227ZM229 244H231V245H229ZM256 244L259 247H257ZM36 245H37V247H36ZM52 245L53 246L55 245V246L53 247ZM72 245H74V248H72L73 247ZM146 245H148V246H146ZM232 245H235V246H232ZM253 245H255V246H253ZM46 246H48V247H46ZM175 246L178 247V248H176ZM213 246H216L217 248L215 249V248H213ZM245 246H248L249 248L247 249V247H245ZM146 247H147V249L145 250ZM200 247H202V248H200ZM204 247L206 248L207 251L204 250L205 249ZM227 247H229V249L231 251ZM238 247L239 248H243L245 250H242V249L239 250ZM70 248H71V250H70ZM141 248H142V250H141ZM161 248H162V250L163 249H165V250L163 252H161L162 251V250H160ZM174 248H176V249H174ZM258 248L259 249L261 248V250H259ZM44 249H45L46 252L44 251ZM46 249H48V250H46ZM128 249H132V250L128 251ZM153 249L156 250V251H154ZM232 249H234V250L232 251ZM37 250H39V252ZM192 250H194V252ZM196 250H197V252H196ZM200 250L201 251L203 250V252L200 253L201 252ZM221 250H223L224 252L221 251ZM238 250H239V252H238ZM262 250H263V252H261ZM208 251L210 253L212 252L214 255L210 254ZM217 251H218V253H217ZM235 251H236V253H233ZM243 251L246 253V255H244L245 253H242ZM134 252H136V253H134ZM157 252H158V255H157ZM206 252H207V254H205ZM227 252H228V255H227ZM229 252L232 253V254L230 255ZM250 252H252V254H250ZM123 253L125 254V257H122L124 255ZM146 253L147 254L149 253V255H147ZM171 253L173 254V256H172ZM240 253L243 254V256ZM253 253H254V255L255 254H257V255L253 256ZM260 253H261V255H260ZM143 254L144 255L146 254V255L144 256ZM153 254H155V255H153ZM218 254H221V255L218 256ZM133 255H134V257H136L135 259H133L134 258ZM183 255L186 256V257H184ZM208 255H210V256L208 257ZM250 255H252V256H250ZM142 256H143V258H141ZM151 256H152V258H151ZM154 256H156V257H154ZM182 256H183L184 259L181 258ZM215 256H217V257H215ZM231 256H234L235 258L239 257L240 260L236 259L237 260V262H236L235 258L231 257ZM261 256H262L263 260L261 259ZM138 257H139V259H138ZM228 257H230V259L232 258V261ZM240 257L243 258L242 260H244L245 262L244 261L242 262ZM251 257L254 259V261L251 260L252 259ZM129 258H130V260L132 259L134 261L131 260L129 262ZM178 258L179 259L181 258V259L179 260ZM223 258H225L226 261ZM259 258L261 259V260H259L260 262L257 260ZM122 260H124V261H122ZM182 260H184L185 262L182 261ZM227 261H228V263H227Z\"/></svg>",
    "mask_w": 264,
    "mask_h": 264
},
{
    "label": "bare ground",
    "instance_id": "obj_2",
    "mask_svg": "<svg viewBox=\"0 0 264 264\" xmlns=\"http://www.w3.org/2000/svg\"><path fill=\"white\" fill-rule=\"evenodd\" d=\"M6 1H7V0H6ZM8 1H9V0H8ZM8 1H7V2H8ZM10 1H11V0H10ZM10 1H9V3H10ZM15 1L18 2L17 0H15ZM15 1H14L13 3H15ZM23 1H24V0H23ZM25 1H26V0H25ZM28 1H29V0H28ZM31 1L35 3L37 0H30V3H28V4L31 5V4H32ZM40 1H41V0H39V1H37V2H40ZM46 1H48V0H46ZM46 1H45V2H46ZM49 1H51V0H49ZM49 1H48V2H49ZM54 1H55V0H54ZM56 1H57V0H56ZM61 1H62V0H61ZM64 1H65V0H64ZM67 1H68V0H67ZM82 1H83V0H73L72 3H74V2H75V3H76V2L79 3V4L76 3V5H74L75 3L73 4V7H72V8H74L75 13H79V12H80V11H79L80 9L82 10L83 7L80 8V7H81L80 3H81ZM85 1H87V0H84L83 3H86V4L88 5V3L85 2ZM89 1H90V0H89ZM89 1H88V2H89ZM97 1H98V0H97ZM100 1H102V0H100ZM0 2H2V1L0 0ZM7 2H4V3H7ZM19 2H20V1H19ZM43 2H44V1H43ZM45 2H44V4H43V3H42V4L40 3V4H41V5H45V4H46ZM52 2H53V0H52ZM52 2H51V5H52ZM62 2H63V1H62ZM68 2H69V1H68ZM68 2H67V3H68ZM70 2H71V1H70ZM91 2L94 3L93 1H91ZM4 3L2 2L3 5H4ZM49 3H50V2H49ZM53 3H54V2H53ZM55 3H56V2H55ZM65 3H66V2H65ZM95 3H96V1H95ZM95 3H94L93 5H96ZM2 4H1V5H2ZM10 4L12 5V3H10ZM19 4H20V3H19ZM28 4H27V5H28ZM47 4H48V3H47ZM60 4H61V3H60ZM60 4H58V7H59ZM70 4H71V3H70ZM81 4H82V3H81ZM86 4L84 5V7H85V8H88V7L86 6ZM6 5H7V4H5V7H6ZM16 5H17V4H16ZM25 5H26V4H25ZM25 5H24V6H25ZM49 5H50V4H49ZM53 5H54V4H53ZM56 5H57V4H56ZM61 5H62V4H61ZM61 5H60V7H61ZM90 5H92V4H90ZM90 5H89V7H91ZM97 5H99V2L97 3ZM12 6H13V5H12ZM32 6H33V4H32ZM32 6H31V7H32ZM34 6H35V5H34ZM54 6H55V5H54ZM68 6H69V4H68ZM70 6H72V5H70ZM5 7H4V9H5ZM8 7H9V4H8ZM14 7H15V6H14ZM19 7H20V6H19ZM19 7H17V10H18ZM35 7H36V6H35ZM43 7H44V6H43ZM43 7H42V8H43ZM45 7H46V6H45ZM48 7H49V6H48ZM63 7H64V6H63ZM63 7H62V8H63ZM66 7H67V6H66ZM96 7H97V6H96ZM96 7H95V8H96ZM1 8H2V7H1ZM11 8H12V7H11ZM15 8H16V7H15ZM22 8H23V7H22ZM27 8H28V7H27ZM36 8H37V7H36ZM36 8H35V9H36ZM93 8H94V7H93ZM95 8H94V9H95ZM98 8H101V2H100V7L98 6ZM2 9H3V8H2ZM7 9H8V8H7ZM33 9H34V7H33ZM40 9H41V8H40ZM40 9H39V10H40ZM44 9L46 10L47 8H43V10H44ZM49 9H50V8H49ZM49 9H48V10H49ZM57 9H59V8H57ZM66 9H67V8H66ZM69 9H70V8H69ZM83 9H84V8H83ZM96 9H97V8H96ZM11 10H13V9H11ZM22 10H23V9H22ZM22 10H21V12H22ZM28 10H29V9H28ZM45 10H44V11H45ZM62 10H63V9H62ZM70 10H71V9H70ZM84 10H85V12H84V11H81V13H82V12H83V13H86V9H84ZM7 11H8V10H7ZM15 11H16V10H15ZM31 11H32V10H31ZM34 11H35V10H34ZM37 11H38V10H37ZM74 11H71V12H74ZM3 12H4V10H3ZM11 12H12V11H11ZM19 12H20V11H19ZM24 12H26L25 9H24ZM32 12H33V11H32ZM32 12H31V13H32ZM35 12H36V11H35ZM35 12H33L31 15L33 16V14H34V16L36 17V15H37L38 13H37V12L35 13ZM38 12H39V11H38ZM46 12H47V11H46ZM63 12H65V10H64ZM71 12H70L69 14H71ZM200 12H201V11H200ZM4 13H5V12H4ZM6 13H7V12H6ZM8 13H9V12H8ZM14 13H15V12H14ZM14 13H13V14H14ZM40 13L43 14L42 11H41ZM44 13H45V12H44ZM61 13H62V12H61ZM81 13H79V15H80ZM83 13H82V14H83ZM201 13L203 14V12H201ZM207 13H208V12H207ZM207 13L205 12V14H207ZM209 13H210V12H209ZM209 13H208V16H207V17H210V16H209ZM35 14H36V15H35ZM49 14H50V12H49ZM58 14H59V12H58ZM64 14H65V13H64ZM64 14H63L62 16H65ZM67 14H68V13H67ZM198 14H199V13H198ZM202 14H200V15L202 16ZM219 14H220V13H219ZM219 14H218V15H219ZM9 15H10V13H9ZM14 15H15V14H14ZM45 15H46V13H45ZM71 15H72V14H71ZM203 15H204V14H203ZM3 16H4V15H3ZM23 16H24V15H23ZM29 16H30V15H29ZM29 16H28V17H29ZM39 16H40V15H39ZM41 16H42V15H41ZM47 16H48V14H47ZM74 16H75V18H76V15H75V14H74ZM81 16H83V15H81ZM198 16H199V15H198ZM204 16L206 17V15H204ZM219 16H221V15H219ZM219 16H216V19H218ZM4 17H7V16L5 15ZM37 17H38V15H37ZM37 17H36V18H37ZM42 17H43V16H42ZM45 17H46V16H45ZM83 17H84V16H83ZM175 17H176V15H175ZM177 17H178V16H177ZM181 17L183 18V16H181ZM202 17H203V16H202ZM202 17H200V18H202ZM213 17H215V16H213ZM217 17H218V18H217ZM1 18H3V17H1ZM9 18H10V16H9ZM18 18H20V17H18ZM25 18H26V17H25ZM25 18H24V19H25ZM32 18H34V17H32ZM47 18H48V17H47ZM68 18H69V17H68ZM85 18H86V16H85ZM178 18H179V17H178ZM187 18H188V16H187ZM198 18H199V17H198ZM3 19H4V18H3ZM5 19H6V18H5ZM20 19H21V18H20ZM20 19H19V20H20ZM24 19H21V20H24ZM37 19H38V18H37ZM42 19H45V18H42ZM81 19H82V18H80V21H81ZM180 19H181V18H180ZM180 19H179V20H180ZM194 19L196 20V17H195ZM211 19H212V18H211ZM211 19H205V20L203 21L204 26L200 24V27H198V29L200 28L199 30H200V31H201V30L203 31L204 28L201 29V26H202V27H205V29H206L207 27H209V26H207V25H209V24L211 23ZM216 19L214 20L215 22H216ZM219 19L221 20V18H219ZM0 20H1V19H0ZM14 20H15V19H14ZM21 20H20V21H21ZM32 20H33V19H32ZM71 20H72V19H71ZM77 20H79V19H77ZM77 20H74V21H77ZM190 20H191V19H189V21H190ZM192 20H193V19H192ZM197 20H198V19H197ZM197 20H196V21H197ZM201 20H202V19H201ZM212 20H213V19H212ZM1 21H2V20H1ZM1 21H0V22H1ZM6 21H7V20H6ZM17 21H18V20L16 19L15 22H12L11 24L9 23V26H8V24H7V26L9 27V32H10V33H11L12 31L16 30V29H15V28H16V24H18V23H16ZM27 21H28L27 23H29V19H28ZM48 21H49V20H48ZM72 21H73V20H72ZM74 21H73V23H74ZM85 21H86V20H85ZM85 21H84V22L82 21L81 23L83 24V23H85ZM174 21H175V18H174ZM196 21H195V22H196ZM22 22H24V21H22ZM30 22H31V21H30ZM34 22H35V21H33V23H34ZM65 22H66V21H65ZM68 22H69V20H68ZM78 22H79V21H78ZM78 22H77V25L80 24V22H79V24H78ZM172 22H173V21H172ZM182 22H183V20H182ZM182 22H179V23H182ZM1 23H2V22H1ZM20 23H21V22H20ZM24 23H25V22H24ZM24 23H23V24H24ZM27 23H26V24H27ZM31 23H32V22H31ZM43 23H44V21H43ZM46 23L49 24V22H46ZM66 23H67V22H66ZM70 23H71V22H70ZM174 23H175V22H174ZM183 23H185V22H183ZM183 23H182V24H183ZM191 23H192V22H191ZM201 23H202V22H201ZM2 24H3V23H2ZM29 24H30V23H29ZM36 24L38 25L39 22L36 23ZM41 24H42V23H41ZM41 24H40V26H43L45 23L42 24V25H41ZM48 24H46V25L48 26ZM51 24H52V23H51ZM60 24H61V23H60ZM63 24H64V22H63ZM63 24H61V25H63ZM71 24H72V23H71ZM74 24H75V23H74ZM85 24H86V23H85ZM172 24H173V23H172ZM5 25H6V24H5ZM21 25H22V24H21ZM67 25H68V24L63 25V28H62V29H64V30L67 29V30H68V26H67ZM75 25H76V24H75ZM83 25H84V24H83ZM83 25H82V27H81V25L78 26L79 28L81 27V29H79V30L84 29V31H88V30L86 29V28H87V27H86L87 24L84 25V26H83ZM127 25H128V24H127ZM179 25H180V24H179ZM194 25H195V24H194ZM194 25H193V26H194ZM196 25H197V24H196ZM196 25H195V26H196ZM210 25H211V24H210ZM0 26H1V25H0ZM2 26H3V25H2ZM17 26H18V25H17ZM26 26H28V25H26ZM29 26H30V25H29ZM32 26H33V25H32ZM32 26H30V27H32ZM57 26H58V24H57ZM59 26H60V25H59ZM59 26H58V27H59ZM69 26H70V25H69ZM128 26H129V28H130V25H128ZM128 26H127V27H128ZM176 26H177V25H176ZM183 26H184V25H183ZM183 26H182V27H183ZM206 26H207V27H206ZM237 26H238V25H236L235 27H237ZM22 27H23V26H22ZM22 27H21V28H22ZM33 27H34V26H33ZM50 27H51V26H50ZM53 27H54V26H53ZM58 27H57V28H58ZM61 27H62V26H61ZM72 27H74V26H72ZM75 27H76V26H75ZM125 27H126V26H125ZM134 27H135V26H134ZM23 28H25V27H23ZM23 28H22V29H23ZM34 28H36V27H34ZM34 28H32V29L34 30ZM37 28H38V27H37ZM51 28H52V27H51ZM70 28H71V26H70ZM70 28H69V29H70ZM179 28H181V27H178V29H179ZM241 28H242V27L240 26L239 29H241ZM7 29H8V28H7ZM7 29H5V31H6ZM22 29H21V32H23ZM26 29H27V28H26ZM43 29L46 31V28H43ZM48 29H49V28H48ZM48 29H47V31H48ZM53 29H56V26H55ZM58 29H60V28H58ZM90 29H91V28H90ZM124 29H125V28H124ZM132 29H133V26H132ZM134 29H136V28H134ZM134 29H133V30H134ZM137 29H138V27H137ZM178 29H177V30H178ZM196 29H197V28H196ZM229 29H231V28H229ZM229 29H228V31H230ZM232 29H235V28L232 27ZM237 29H238V28H237ZM237 29H236V30H237ZM19 30H20V27H19ZM23 30H25V29H23ZM30 30H31V29H30ZM40 30H42V29H40ZM49 30H51V29H49ZM73 30H74V29H73ZM76 30H77V28H76ZM96 30H97V29H96ZM138 30H139V29H138ZM2 31H4V30H2ZM5 31H4V32H5ZM17 31H18V30H17ZM26 31H27V30H26ZM45 31H42V32H40V33H43V32H44V33H47V31H46V32H45ZM55 31H56V30H55ZM60 31H62V30H60ZM68 31H69V30H68ZM68 31H67V32H68ZM70 31H72V30H70ZM89 31H90V30H89ZM99 31H100V30H99ZM99 31H98V32H99ZM124 31H125V30H124ZM124 31H122V32H124ZM128 31H130V29L127 30L126 32H128ZM179 31H180V30H179ZM179 31H178V32H179ZM182 31H183V30H182ZM200 31L197 30L198 33H199ZM238 31H240V30H238ZM4 32H3V33H4ZM6 32H7V31H6ZM28 32H29V31H28ZM34 32H35V31H33V33H34ZM51 32H53V31H50V32L47 33V34H48V35H51V34H52ZM67 32H65V33H67ZM79 32H80V31H79ZM93 32H95V31H93ZM122 32H120V34H121ZM130 32L132 33V31H130ZM137 32H138V31H137ZM226 32H227V31H226ZM0 33H1V32H0ZM10 33H9V34H10ZM12 33H13V32H12ZM15 33H16V32H15ZM33 33H32V34H33ZM38 33H39V32H38ZM38 33H36V34L38 35ZM40 33H39V34H40ZM50 33H51V34H50ZM55 33H56V32H55ZM59 33H60V32H59ZM62 33H63V32H62ZM65 33H64V34H65ZM68 33H69V32H68ZM76 33H78V32H76ZM82 33H83V32H82ZM85 33H86V32H85ZM89 33H90V32H89ZM96 33H97V32H96ZM101 33H102V32H101ZM131 33H130L129 35H131ZM135 33H136V32H135ZM200 33H201V32H200ZM228 33H229V32H228ZM232 33H233V32H232ZM4 34L6 35L7 33H4ZM9 34H8V35H9ZM34 34H35V33H34ZM36 34H35V36H36ZM47 34H46V35H47ZM60 34H61V33H60ZM60 34H59V35H58V34H57V35L54 34V35H52V36H54V37L57 38V39L60 38V37H61V38H66V37H67V36H65L64 34H62V35H63V37H62V35H60ZM78 34H79V33H78ZM87 34H88V33H87ZM92 34H93V33H92ZM92 34H91V36L93 37V36L95 35V33H94L93 35H92ZM97 34H99V33H97ZM124 34H126V33H124ZM236 34H238V33L236 32ZM236 34H235V35H236ZM239 34H240V33H239ZM1 35H2V33H1ZM5 35H3V36H5ZM15 35H16V34H15ZM15 35H14V36H15ZM43 35L45 36V34H43ZM43 35H42V36H43ZM73 35H74V34H73ZM82 35H83V34H82ZM88 35H89V34H88ZM129 35H128V36H129ZM133 35H134V34H132V36H133ZM135 35H137V34H135ZM139 35H140V34H139ZM230 35H232V34H230ZM235 35H234V33H233V37H234ZM6 36H7V35H6ZM11 36H12V35H11ZM32 36H33V35H32ZM38 36H40V35H38ZM69 36H70V35H69ZM69 36H68V38H69ZM78 36H79V35H78ZM83 36H84V35H83ZM86 36H87V35H86ZM98 36H99V35H98ZM98 36H96V37H98ZM102 36L104 37V34H103ZM121 36H122V35H121ZM123 36H124V35H123ZM7 37H8V36H7ZM12 37H13V36H12ZM28 37H30V36H28ZM45 37H46V36H45ZM47 37H48V36H47ZM49 37L52 38L51 36H49ZM75 37H76V36H75ZM126 37H127V36H126ZM133 37H134V36H133ZM228 37H230V36L228 35ZM4 38H5V37H4ZM10 38H11V37H10ZM30 38H31V37H30ZM50 38H49V39H50ZM61 38H60V40H61ZM86 38H87V37H86ZM98 38H99V37H98ZM98 38H97V39H98ZM101 38H102V37H101ZM120 38H121V37H120ZM135 38H136V37H135ZM34 39H35V38H33V40H31V42L34 41ZM38 39H39V38H38ZM53 39H54V38H53ZM78 39H79V38H78ZM103 39H104V38H103ZM123 39H124V38H122L123 43H125V42L128 40V38H127V40L125 39L126 41L124 42ZM131 39H132V38H131ZM133 39H134V38H133ZM133 39H132V40H133ZM10 40H11V39H10ZM35 40H36V39H35ZM40 40H41V39H40ZM42 40H44V38H43ZM45 40H46V39H45ZM54 40H56V39H54ZM58 40H59V39H58ZM72 40H74V39H72ZM75 40H76V39H75ZM81 40H82V39H81ZM83 40H84V39H83ZM85 40H86V39H85ZM85 40H84V42L86 43L87 40H86V41H85ZM92 40H93V39H92ZM100 40H101V39H100ZM1 41H2V39H1ZM50 41H51V40H50ZM69 41H70V40H69ZM79 41H80V40H79ZM97 41H98V40H97ZM118 41H119V40H118ZM135 41H137V38H136V40L134 39V42H135ZM2 42H3V41H2ZM24 42H25V40H24ZM37 42H38V40H37ZM47 42H48V40H47ZM71 42H72V41H71ZM104 42H106V41L104 40ZM119 42H120V41H119ZM131 42L133 43V41H131ZM7 43H8V42H7ZM29 43H30V42H29ZM29 43H27V44H29ZM41 43H43V42L41 41ZM45 43H46V41H45ZM48 43H49V42H48ZM78 43H79V42H78ZM88 43H89V42H87L86 45H87ZM95 43H96V42H95ZM101 43H102V40H101L100 44H98V45H101ZM106 43H107V42H106ZM127 43H128V45L131 44V43L129 44V41H127ZM4 44H5V43H4ZM35 44H40V43H35ZM82 44H83V43H82ZM116 44H117V43H116ZM120 44H121V42H120ZM91 45H92V44H91V41H90V46H91ZM94 45L96 46L97 43L94 44ZM117 45H118V44H117ZM125 45H126V43H125ZM133 45H134V43H133ZM23 46H24V45H23ZM30 46H31V43H30ZM84 46H85V45H84ZM102 46H103V44H102ZM104 46H105V45H104ZM104 46H103V47H104ZM120 46H122V45H120ZM34 47H35L34 49H36V47H38V46L36 45V46H34ZM43 47H44V46H43ZM86 47L88 48V45H87ZM103 47H102V48H103ZM128 47H129V46H128ZM197 47H198V46H197ZM91 48H92V47H91ZM91 48H89V49H91ZM93 48H94V47H93ZM96 48H98V46H97ZM102 48H101V49H102ZM120 48H121V47H120ZM136 48H138V47H136ZM202 48H203V47H202ZM32 49H33V48H32ZM32 49L29 50L30 53H31V51H33ZM37 49H38V48H37ZM42 49H43V48H42ZM122 49H123V48H122ZM127 49H128V48H127ZM195 49H196V48H195ZM197 49H198V48H197ZM197 49H196V50H197ZM85 50H86V49H85ZM92 50H93V49H92ZM95 50H96V49H95ZM118 50H119V49H118ZM123 50H124V49H123ZM135 50L137 51L138 49H135ZM200 50L202 51V49H200ZM203 50H205V48H204ZM27 51H28V50H27ZM96 51H99V50L97 49ZM128 51H130V50H127V52H128ZM131 51H134V50L131 49ZM136 51H134V52H136ZM197 51H198V50H197ZM201 51H200V54H201ZM205 51H206V50H205ZM21 52H22V51H21ZM21 52H20V53H21ZM24 52H25V51H24ZM37 52H38V51H37ZM86 52H88V49H87ZM89 52H90V51H89ZM115 52H118V51L116 50ZM115 52H114V53H115ZM125 52H126V51H125ZM125 52H124V53H125ZM137 52H138V51H137ZM198 52H199V51H198ZM203 52H204V51H203ZM22 53H23V52H22ZM90 53H91V52H90ZM93 53H94V50H93ZM93 53H91V54H93ZM95 53H96V52H95ZM99 53H100V52H99ZM130 53H131L132 55H128V54L124 55L123 53H121V54H123V56H121V57L119 58V59H120V60H119V65H118V62H117V63L114 62L115 64H117V65L120 67L119 69H120V71H122V74H124V75L126 74L127 76H129L128 74L131 72V69H132L131 64H133V62H136V61L138 60L139 57L142 58V56H141L139 53H137V54H136V53L133 54L132 52H130ZM145 53H146V52H145ZM145 53H144V54H145ZM196 53H197V52H196ZM27 54H29V53H27ZM84 54H86L85 51H84ZM84 54H82V55L84 56L83 59L85 58V56H88V55H84ZM87 54H88V53H87ZM91 54H89V56H90ZM116 54H117V53H116ZM121 54H119V55H121ZM141 54H142V53H141ZM144 54H142V55H144ZM205 54H209V53H206V52H205ZM205 54H204V55L202 54L201 57H202V56L206 57ZM17 55H18V54H17ZM20 55H21V54H19V56H20ZM25 55H26V54H25ZM29 55H30V54H29ZM82 55L77 56V57H81ZM119 55H118V56H119ZM198 55H199V54H198ZM21 56H22V55H21ZM89 56H88V57H89ZM94 56H95V55H94ZM99 56H100V55H99ZM116 56H117V55H116ZM16 57H17V56H16ZM16 57H15V58H16ZM23 57H24V56H23ZM28 57H29V56H28ZM96 57H97V56H96ZM96 57H94L95 59H94L93 57H89V59L92 60V61H94V63H95V61H98V62H100V63H98V62H97V63H98V64H101V63H102L103 66L107 64V67H108V64H109V63H107L108 61H107V59H106L105 57H104V58L101 57V58H99V59H97V60H96ZM144 57H145V56H144ZM150 57H151V55H150ZM18 58H19V57H18ZM18 58H17V59H18ZM20 58H21V57H20ZM107 58L109 59V57H107ZM110 58H111V56H110ZM148 58H149V57H148ZM152 58H155V57H152ZM152 58H150V59H152ZM199 58H200V57H199ZM72 59H73V58H72ZM72 59H70V60L72 61ZM143 59H144V58H143ZM156 59H157V58H156ZM160 59H161V58H160ZM12 60H13V59H12ZM12 60H11V61H12ZM14 60H15V59H14ZM14 60H13V62H15ZM23 60H24V59H23ZM85 60H86V59H85ZM85 60H84V61H85ZM18 61H19V60H18ZM73 61H74V59H73ZM76 61H79V60L76 59ZM86 61H87V60H86ZM92 61L90 62V64L93 63ZM109 61H110V59H109ZM117 61H118V60H117ZM139 61H140V59H139ZM148 61H149V60H148ZM154 61H155V60H154ZM154 61H152V62H154ZM157 61H158V60H157ZM67 62H68V61H67ZM67 62H66V63H67ZM79 62H80V61H79ZM79 62H78V63H79ZM149 62H150V61H149ZM22 63H23V62H22ZM114 63H113V64H114ZM69 64H70V63H69ZM71 64H72V62H71ZM88 64H89V63H87V66H88ZM110 64H111V63H110ZM110 64H109V65H110ZM12 65H13V64H12ZM16 65H17V64H16ZM91 65H92V64H91ZM96 65H97V64H96ZM111 65H112V64H111ZM154 65H155V64H154ZM157 65H158V64H157ZM159 65H160V63H159ZM74 66H76V65H74ZM77 66H78V65H77ZM77 66H76V67H77ZM92 66H94V65H92ZM63 67H65V66H63ZM66 67H67V66H66ZM68 67H70V66H68ZM71 67H72V65H71ZM96 67H97V66H96ZM100 67H102V65H101ZM100 67H99V68H100ZM112 67H113V65H112ZM112 67H111V68H112ZM115 67H116V66H115ZM129 67H131V68L128 69ZM151 67L154 68V66H151ZM155 67H156V66H155ZM72 68H73V67H72ZM74 68H75V67H74ZM74 68H73V69H74ZM97 68H98V67H97ZM102 68L104 69V67H102ZM109 68H110V66H109ZM116 68H117V67H116ZM116 68H115V69H116ZM158 68H160V67L158 66ZM158 68H157V69H158ZM163 68H164V67H163ZM166 68H167V67H166ZM13 69H15V68H13ZM64 69H65V68H64ZM70 69H71V68H70ZM103 69H101V70H103ZM106 69H107V68H106ZM113 69H114V67H113ZM126 69H128V70H126ZM157 69H156V70H157ZM170 69H171V68H170ZM62 70H63V68H62ZM66 70H67V69H66ZM66 70H65V72H66ZM75 70H76V69H75ZM152 70H153V69H152ZM159 70H160V69H159ZM159 70H158V71H159ZM161 70H162V67H161ZM166 70H168V69H166ZM171 70H172V69H171ZM45 71H46V70H45ZM67 71H68V70H67ZM77 71H78V69H77ZM103 71H104V70H103ZM113 71H114V70H113ZM154 71H155V70H154ZM158 71H156V72H158ZM43 72H44V71H43ZM43 72H42V73H43ZM56 72H57V71H56ZM71 72H72V71H71ZM101 72H102V71H101ZM114 72H115V71H114ZM168 72H169V70H168ZM168 72H167V73H168ZM174 72H175V71H174ZM174 72H173V74H174ZM61 73H62V72H61ZM67 73H69V72H67ZM102 73H104V72H102ZM105 73H106V72H105ZM165 73H166V71H165ZM165 73H164V74H165ZM24 74H25V73H24ZM39 74H41V73H39ZM44 74H45V72H44ZM59 74H60V73H59ZM62 74H63V73H62ZM64 74H65V73H64ZM64 74H63V75H64ZM83 74H84V73H83ZM115 74H117V71H116ZM118 74H121V73L118 72ZM159 74H160V73H159ZM56 75H57V74H56ZM63 75H61V76H63ZM70 75H71V74H70ZM70 75H68V76L66 75V76H67V78H66L67 80H73V79L75 80V78H73V77H74V76L77 77V76L74 75V74H73L74 76H72V75L70 76ZM160 75H161V74H160ZM160 75H159V77H160ZM170 75H171V74H170ZM39 76H40V75H38L37 77H39ZM41 76H42V75H41ZM157 76H158V75H157ZM171 76H172V75H171ZM24 77H25V76H24ZM26 77H27V76H26ZM63 77H64V76H63ZM63 77H62V78H63ZM82 77H83V75H82ZM84 77H85V76H84ZM84 77H83V79H84ZM22 78H23V77H22ZM43 78H44V77H43ZM48 78H49V77H48ZM48 78H47V79H48ZM59 78H60V77H59ZM153 78H154V77H153ZM155 78H156V77H155ZM168 78H169V80H167L165 84H167L168 82L172 83V82L175 80V79H172L171 77H168ZM168 78H167V79H168ZM170 78H171V79H170ZM173 78H174V77H173ZM25 79H26V78H25ZM39 79H40V78H39ZM45 79H46V78H45ZM49 79L51 80V77H50ZM76 79H77V78H76ZM132 79H133V78H132ZM132 79H131V80H132ZM134 79H135V78H134ZM158 79H159V78H158ZM162 79L165 80L166 78L164 79V78L162 77ZM18 80H19V79H18ZM20 80H21V79H20ZM42 80H43V79H42ZM55 80H56V79H55ZM55 80H52V81H53V82H52L53 84H54ZM62 80H63V79H62ZM64 80H65V79H64ZM129 80H130V79H129ZM135 80H136V79H135ZM151 80H152V79H151ZM151 80H149V81H151ZM153 80H154V79H153ZM159 80H160V79H159ZM163 80H162V81H163ZM26 81H28V80L26 79ZM34 81H35V80H34ZM34 81H33V82H34ZM56 81H57V80H56ZM76 81H77V80H76ZM84 81L86 82V79H85ZM132 81H133V80H132ZM136 81H137V80H136ZM154 81L157 82L158 80H154ZM160 81H161V80H160ZM160 81H159V82H160ZM162 81H161L160 83H158V84H162ZM31 82H32V81H31ZM38 82H39V81H38ZM42 82H43V81H42ZM47 82H48V81H47ZM57 82H58V81H57ZM61 82H62V81H61ZM65 82H66V81H65ZM68 82H69V81H68ZM68 82H67V83H68ZM73 82H74V81H73ZM88 82H89V81H88ZM130 82H131V81H130ZM155 82H153V83H155ZM163 82H164V81H163ZM174 82H175V81H174ZM13 83H14V82H13ZM18 83H19V82H18ZM22 83H23V82H22ZM34 83H35V82H34ZM36 83H37V82H36ZM40 83H41V82H40ZM43 83H46V81L43 82ZM58 83H60V82H58ZM89 83H90V82H89ZM94 83H95V82H94ZM150 83H152V81H151ZM150 83H149V84H150ZM153 83H152L151 85L155 86ZM16 84H17V83H15V85H16ZM23 84H24V83H23ZM25 84H27V83H25ZM97 84H99V83H97ZM97 84H95V85L98 86ZM21 85H22V84H21ZM29 85H30V84H29ZM32 85H34V84L32 83ZM35 85H36V84H35ZM40 85H42V84H40ZM43 85H44V84H43ZM43 85H42V86H43ZM47 85H48V84H47ZM64 85H67V84L64 83ZM68 85H70V84H68ZM156 85H157V83H156ZM162 85H163V84H162ZM178 85L181 87L180 84H178ZM178 85H177V86H178ZM25 86H26V85H25ZM71 86H72V85H71ZM71 86H69L68 88H70ZM88 86H89V85H88ZM101 86H102V84H101ZM148 86H149V85H148ZM153 86H151V87H153ZM157 86H158V85H157ZM13 87H14V86H13ZM21 87H22V86H21ZM23 87H24V85H23ZM46 87H47V86H46ZM51 87H55V86H54V85H51ZM51 87H50V88H51ZM59 87H60V86H59ZM63 87H64V86H63ZM73 87H74V86H73ZM94 87H95V86H94ZM149 87H150V86H149ZM151 87H150V88H151ZM16 88H17V87H16ZM18 88H19V87H18ZM26 88H27V87H26ZM35 88H36V87H35ZM82 88H83V87H82ZM82 88H81V89H82ZM84 88H86V86H85ZM84 88H83V89H84ZM87 88H89V87H87ZM101 88H102V87H101ZM101 88H98V89H101ZM150 88H149V89H150ZM154 88H155V87H154ZM154 88H152V89H154ZM156 88H157V87H156ZM182 88H183V87H182ZM182 88H181L180 90H182ZM11 89H13V88H12V85H11ZM11 89H10V90H11ZM21 89H22V88H21ZM36 89H37V88H36ZM45 89H47V88H45ZM48 89H49V88H48ZM48 89H47V91H48ZM55 89H56V88H55ZM55 89H54V90H55ZM60 89L62 90V88H60ZM65 89H66V88H65ZM81 89H79V90H81ZM83 89H82V90H83ZM93 89H94V88H93ZM96 89H97V88H96ZM146 89H147V88H146ZM22 90H23V89H22ZM49 90H50V89H49ZM51 90H52V89H51ZM69 90H70V89H69ZM71 90H72V89H71ZM73 90H74V89H73ZM73 90H72V91H73ZM75 90H77V89H75ZM101 90H102V89H101ZM147 90H148V89H147ZM147 90H146V91H147ZM155 90H156V89H155ZM180 90H179L178 88H177V89H174V90L172 91L171 95H175V94L177 95L178 91L181 93ZM26 91H27V90H26ZM28 91H29V92L34 91L33 86H32V87H28ZM65 91H67V90H65ZM77 91H78V90H77ZM93 91H95V90H93ZM104 91H105V90H104ZM150 91H153V90H150ZM150 91H149V92H150ZM205 91H206V90H205ZM8 92H9V90H8ZM34 92H35V91H34ZM37 92H38V91H37ZM39 92H40V91H39ZM52 92H53V91H52ZM67 92H68V91H67ZM67 92H66V93H67ZM81 92H82V91H81ZM81 92H80V93H81ZM83 92H84V93H83ZM83 92H82V93H83V94H82L83 96H81V99H82V100H81L80 102H85V103L88 104V102H86V101H87L86 99H88V101L90 102V99H91L90 97L93 98V96H92L91 94H90V96L87 94V95H88V96H87V95H86V92H85V91H83ZM87 92H88V91H87ZM141 92H142V91H141ZM149 92H148V94H149ZM155 92H156V91H155ZM169 92H171V91H169ZM169 92H168V93H169ZM201 92H202V91H201ZM14 93H15V92H14ZM21 93H23V92L21 91ZM35 93H36V92H35ZM48 93H49V91H48ZM50 93H51V92H50ZM54 93H55V92H54ZM57 93H59V92H57ZM57 93H56V95H58ZM73 93H74V92H73ZM75 93H76V92H75ZM77 93H79V92H77ZM91 93H92V92H91ZM99 93H100V92H99ZM99 93H96V94H99ZM138 93H139V92H138ZM143 93H144V92H143ZM143 93H140V94H141V95H144ZM168 93H167V94H168ZM182 93H183V91H182ZM10 94H11V93H10ZM15 94H16V93H15ZM28 94H29V93H28ZM40 94H41V93H40ZM52 94H53V93H52ZM52 94H50V95H52ZM60 94H61V93H59V95H60ZM69 94H70V92H69ZM71 94H72V93H71ZM96 94H95V95H96ZM200 94H201V93H199V95H200ZM204 94H205V92H204ZM204 94H203V95H204ZM206 94H207V93H206ZM22 95H23V94H22ZM22 95H21V96H22ZM35 95H36V94H35ZM47 95H48V94H47ZM56 95H55L54 97H57ZM63 95H64V96H63ZM63 95L61 96L62 98L65 97V94H64V93H63ZM72 95H73V94H72ZM78 95H80V94H78ZM152 95H154V94H152ZM155 95H156V94H155ZM169 95H170V94H169ZM171 95H170L169 97H172ZM180 95H181V94H180ZM207 95H208V94H207ZM5 96H6V94H5ZM5 96H4V97H5ZM21 96H20V97H21ZM24 96H25V95H24ZM31 96L34 97V94L32 93ZM36 96H37V95H36ZM36 96H35V97H36ZM45 96H46V94H44V97H45ZM52 96H53V95H52ZM70 96H71V95H70ZM70 96H69V98H70ZM73 96H74V95H73ZM73 96H72V97H73ZM100 96H102V94H100ZM136 96H138V95H135V97H136ZM144 96H146V92H145V95H144ZM147 96H148V95H147ZM166 96H168V95H166ZM166 96H165V97H166ZM205 96H206V95H205ZM18 97H19V94H18ZM25 97H26V96H25ZM27 97H28V96H27ZM27 97H26V98H27ZM46 97H48V96H46ZM95 97H96V96H94V98H95ZM98 97H99V95H98ZM98 97H96V98H98ZM138 97H139V96H138ZM155 97H157V96H155ZM169 97H168V98H169ZM199 97H200V96H199ZM207 97H208V96H207ZM5 98H6V97H5ZM7 98H8V97H7ZM22 98H24V97L22 96ZM28 98H29V97H28ZM62 98H61V99H62ZM66 98L68 99L67 96H66ZM77 98H78V96H77ZM96 98H95V99H96ZM101 98H102V97H101ZM142 98H144V97H142ZM149 98H150V97H149ZM153 98H154V96H153ZM158 98H159V97H157V99L154 98V100L152 99V100H153V103L156 104V105L159 104V103L161 104L162 102H163V104H164V102L168 101V99H167V100H166V99L158 100ZM172 98H173V97H172ZM175 98H176V97H175ZM177 98H178V97H177ZM197 98H198V97H197ZM24 99H25V98H24ZM30 99H31V98H30ZM42 99H43V98H42ZM50 99H51V98H50ZM78 99H80V98H78ZM98 99H99V98H98ZM139 99H140V98H139ZM139 99H138V100H139ZM147 99H148V98H147ZM208 99H209V98H208ZM0 100H3V99L0 98ZM7 100H8V99H7ZM7 100H5V101H7ZM9 100H10V99H9ZM14 100H15V99H14ZM19 100L21 101V99H19ZM31 100L34 101V99H31ZM48 100H49V99H48ZM55 100H56V99H55ZM59 100H60V99H59ZM75 100H76V99H75ZM142 100H143V99H142ZM165 100H166V101H165ZM175 100H176V99H175ZM201 100H203V99H201ZM212 100H213V98H212ZM11 101H13V100L11 99ZM27 101H28V100H27ZM29 101H30V100H29ZM39 101H40V100H39ZM41 101H43V100H41ZM44 101H46V100L44 99ZM44 101H43V102H44ZM50 101H52V99H51ZM50 101H49V102H50ZM69 101H70V100H69ZM76 101H77V100H76ZM78 101H79V100H78ZM78 101H77V102H78ZM91 101H92V100H91ZM93 101H94V100H93ZM102 101H103V100H102ZM102 101H101V102H102ZM132 101H133V99H132ZM140 101H141V100H140ZM143 101H144V100H143ZM145 101H147L146 98H145ZM173 101H174V100H173ZM180 101H181V100H179V102H180ZM203 101H204V100H203ZM1 102H2V101H1ZM7 102H8V101H7ZM15 102H17V99H16ZM15 102H13V103H15ZM22 102H23V100H22ZM22 102H20V103H22ZM55 102H56V101H55ZM64 102H66V100H65ZM64 102H62V103H64ZM99 102H100V101H98L97 103H99ZM108 102H109V101H108ZM129 102H130V101H129ZM129 102H127V103H129ZM200 102L202 103V101H200ZM208 102H209V101H208ZM5 103H6V102H5ZM18 103H19V102H18ZM25 103H26V102H25ZM25 103H23V104H25ZM36 103H38V101H36ZM36 103H35V104L33 103V104H34V105H37ZM41 103H42V102H41ZM50 103H52V102H50ZM57 103H58V102H57ZM66 103H67V102H66ZM69 103H70V102H69ZM75 103H76V102H74V104H75ZM85 103H84V104H85ZM91 103H92V102H91ZM91 103H90V105L93 106L92 104H93L94 102H93L92 104H91ZM106 103H107V102H106ZM106 103H103V102H102V104H106ZM122 103H123V102H122ZM122 103H121V104H122ZM125 103H126V102H125ZM131 103H132V102H131ZM169 103H170V102H169ZM174 103H175V102H174ZM205 103H207V101H205ZM205 103H204V105H203V103H202V105L205 106ZM212 103H213V102H212ZM15 104H16V103H15ZM23 104H22V105H23ZM47 104H48V103H47ZM54 104H55V103H54ZM70 104H71V103H70ZM70 104H68V106H69ZM72 104H73V103H72ZM74 104H73V105H74ZM79 104H80V103H79ZM99 104H100V103H99ZM99 104H96V105H94V106H98ZM102 104H101V105H102ZM112 104H113V103H112ZM133 104H134V102H133ZM141 104H144V103H141ZM150 104H151V102H150ZM150 104H149V105H150ZM163 104H161V105H163ZM170 104L172 105V103H170ZM170 104H169V105H170ZM257 104H258V103H257ZM27 105L31 106L30 104H27ZM38 105H39V104H38ZM59 105H60V104H59ZM63 105H66V104H63ZM63 105H62V106H63ZM108 105H109V104H108ZM108 105H107V106H108ZM113 105H114V104H113ZM119 105H120V104H119ZM123 105H124V104H123ZM139 105H140V104H139ZM139 105H137V106H139ZM144 105H148V104L146 103V104H144ZM149 105H148V107H150ZM259 105H261V104H259ZM42 106H43V105H42ZM42 106H41V107H42ZM44 106H46V105H44ZM48 106H49V105H48ZM52 106H54V105H52ZM52 106H51V107H52ZM60 106H61V105H60ZM60 106H58V107H60ZM82 106H83V105H82ZM82 106L79 105V106L77 107V111H75V110L73 109L72 112H74V111H75V112H74V113L70 112V114H68V116H65V117H67V119H66L65 117H64V119H66V120L69 119V120H70V123H71V120L74 122V120L77 118V114H78V112L80 113V111H81V107H82ZM88 106H89V105H86V106H85V109L82 108V109L84 110V112H86ZM107 106L104 105L103 108H106V109H107ZM110 106H111V104H110ZM116 106H117V105H116ZM129 106H130V105H129ZM151 106H152V105H151ZM158 106H159V105H158ZM166 106H167V105H166ZM166 106H164V107H166ZM172 106H173V105H172ZM200 106H201V105H200ZM203 106H202V107H203ZM240 106H241V105H240ZM243 106H245V105L243 104ZM248 106L250 107V105H248ZM254 106H255V108H254L253 106H251V108L253 107V108L256 110V106H258V105H254ZM7 107H9L7 104H5V106H1V105H0V120H1V121L9 120V119H10V118L8 117V112H9L8 109L12 108V106H11L10 108H8V109H7ZM20 107H21V106H20ZM31 107L33 108V106H31ZM31 107H30V110H33ZM35 107H37V106H35ZM38 107H39V106H38ZM38 107H37V108H38ZM51 107H49V108L51 109ZM58 107H54V108L56 109V108H58ZM83 107H84V106H83ZM86 107H87V108H86ZM108 107H109V106H108ZM141 107H142V106H141ZM144 107H145V106H144ZM153 107H154V106H153ZM155 107H156V106H155ZM167 107H170V106H167ZM167 107H166V108H167ZM206 107H208V106H206ZM206 107H204V109H205ZM220 107H221V106H220ZM15 108H16V107H15ZM18 108H19V107H17V109H18ZM25 108H26V107H25ZM42 108H43V107H42ZM44 108H45V107H44ZM46 108H47V107H46ZM69 108H70V107H69ZM91 108H92V107H91ZM94 108H95V107H94ZM94 108H93V109H94ZM100 108H102V107H100ZM111 108L114 109V108H115V105L112 106ZM116 108H118V107H116ZM119 108H120V107H119ZM136 108H137V107H136ZM151 108H152V107H151ZM161 108H162V107L160 106V110H162ZM172 108H173V107H172ZM12 109H13V108H12ZM38 109L40 110L41 108H38ZM50 109H49V110H50ZM64 109H65V108H64ZM66 109H67V108H66ZM112 109H111V110H112ZM120 109H121V108H120ZM120 109H119V111H120ZM141 109H143V107H142ZM144 109H145L144 111H146L147 108H144ZM153 109H154V108H153ZM158 109H159V108H158ZM219 109H220V108H219ZM248 109H250V108H248ZM35 110H36V109H35ZM39 110H38V111H39ZM41 110H42V109H41ZM45 110H46V109H45ZM45 110H44V112H46ZM51 110H52V109H51ZM53 110H54V109H53ZM83 110H82V111H83ZM88 110L90 111V108H88ZM88 110H87V111H88ZM111 110H109V111H111ZM122 110H123V109H122ZM134 110H135V109H134ZM134 110H133V111H134ZM215 110H216V109H215ZM221 110H223V109H221ZM241 110H242V109H241ZM245 110H247V108H246ZM250 110H251V109H250ZM252 110H253V109H252ZM257 110H258V107H257ZM14 111H15V110H14ZM38 111H37V113H38ZM42 111H43V110H42ZM69 111H70V109H69ZM89 111H88V112H89ZM92 111H93V110H92ZM97 111H98V110H97ZM99 111H100V109H99ZM119 111H118V112H119ZM139 111H140V110H139ZM150 111H152V110H150ZM158 111H159V110H158ZM223 111H224V110H223ZM233 111H237V110H233ZM238 111H239V110H238ZM238 111H237V112H238ZM259 111H260V110H259ZM259 111H257V112H259ZM12 112H13V111H12ZM18 112H19V113H18L19 116L14 115V117H13V121H12L13 124H11L12 127H9V128H10V132H11L12 130H15V131H18V132H19V130L26 129L27 126H28V124H27V122H28L27 119H28V116H29V115H28V114H29V110L23 108V110L21 109V111L19 110ZM33 112H36V111H33ZM56 112H57V111H56ZM56 112H55V113H56ZM67 112H68V111H67ZM67 112L65 111V113H64V112H62V113L66 114ZM90 112H91V111H90ZM103 112H104V111H103ZM120 112H121V111H120ZM137 112H138V111H137ZM152 112H153V111H152ZM159 112H161V111H159ZM237 112H236V113H237ZM255 112H256V111H254V113H255ZM37 113H36L35 116H37ZM41 113H42V112H41ZM51 113H52V112H50V114H51ZM57 113H58V112H57ZM57 113H56V114H57ZM82 113H83V112H82ZM104 113H105V112H104ZM114 113H115V112H114ZM138 113H139V112H138ZM142 113H143V112H142ZM142 113H141V111H140L141 116H142ZM148 113H149V111H148ZM155 113H156V111H155ZM155 113H153V115H154ZM157 113H158V112H157ZM232 113H234V112H232ZM232 113H231V115H232ZM239 113H240V112H239ZM239 113H237V114H239ZM246 113H249V112H246ZM246 113H245V114H246ZM251 113H252V111H251ZM260 113H261V112H260ZM260 113H258V114H260ZM44 114H45V113H43V115H44ZM58 114H59V113H58ZM80 114H81V113H80ZM99 114H100V113H99ZM107 114H108V112H107ZM107 114H106V115H107ZM110 114H111V112H110ZM110 114H108V115L110 116ZM118 114H119V113H118ZM132 114H134V112H133ZM136 114H137V113H136ZM243 114H244V113H243ZM10 115H12V114L10 113ZM27 115H28V116H27ZM43 115H41V116L43 117ZM46 115H49V113H48V114H45L44 116H46ZM90 115L92 116V119H91L90 121L88 120L89 122H88L87 124H86L87 120H84V121H86L85 124L82 125V127H81V125H80V127H77V133H71V134H68V133L71 131L70 128H69L70 131H69L68 133H67V132H66V133H65V132L57 133V134H58V137H57V139L55 138V140L58 141L57 143H59V144H65L64 147H67L66 145H69V146H71V149H72L73 144L75 145L76 142H81V141H85V142H86V139H88V138H86V133H88V134H92V135H91V136H92V137H91L92 140L90 141L91 138L89 139V141H90L89 144L92 143V141H96L95 144L98 143V144L103 145V144H106V143L108 144V142L110 141V139L113 141L114 139H112L111 136H112V133H113L114 127H115V125L117 124L118 117H114L115 114H114V115L112 114L113 116H110V117H107L108 115H107L106 117H105V116L102 117V116L98 115V113H96V115H94V116H93L92 113H91ZM90 115H89V116H90ZM116 115H117V114H116ZM122 115H123V114H122ZM125 115H126V114H125ZM143 115H144V114H143ZM148 115H149V114H148ZM250 115H251V114H250ZM252 115H253V114H252ZM15 116H16V118H15ZM32 116H33V115H32ZM41 116H40V117H41ZM49 116L51 117V115H49ZM61 116H62V114H61V115L59 114L58 117H57L56 115H55V116H54V115L52 116V117H53L52 120L56 121V122H57L56 124H57V125H60V126H61V124H63ZM85 116H86V115H85ZM117 116H118V115H117ZM126 116H127V118L129 117L128 115H126ZM138 116H139V115H137V117H138ZM232 116H233V115H232ZM247 116H248V114H247ZM253 116H254V115H253ZM256 116H257V115H256ZM261 116H263V115L261 114ZM10 117H11V116H10ZM33 117H34V116H33ZM62 117H63V116H62ZM80 117H81V116H80ZM80 117H78V119H80ZM86 117H87V116H86ZM86 117H85V118H86ZM155 117H156V116H155ZM229 117H230V116H229ZM237 117H239V115H238ZM243 117H244V116H243ZM254 117H255V116H254ZM254 117H253V118H254ZM7 118H8V119H7ZM14 118H15V119H14ZM48 118H49V117H48ZM48 118H47V119H48ZM119 118H120V117H119ZM132 118H133V117H132ZM134 118H135V117H134ZM145 118H146V117H144L143 119L145 120ZM245 118H247V117H245ZM253 118H252V119H253ZM258 118H259V117H258ZM123 119H124V118H123ZM143 119H142V120H143ZM146 119H147V118H146ZM234 119H235V118H234ZM234 119H232V120H234ZM242 119H243V118H242ZM248 119H249V118H248ZM252 119H251V120H252ZM254 119H256V118H254ZM11 120H12V119H11ZM11 120H9V121H11ZM42 120H44V119H42ZM42 120H41V121H42ZM45 120H46V119H45ZM66 120H65V121H66ZM69 120H68V121H69ZM81 120H82V119H81ZM125 120H126V119H125ZM130 120H131V119H130ZM142 120H140V121H142ZM144 120H143V123L145 122ZM257 120H258V119H257ZM47 121H49V120H47ZM50 121H51V119H50ZM63 121H64V120H63ZM77 121H78V120H77ZM79 121H80V120H79ZM82 121H83V120H82ZM132 121H133V120H132ZM229 121H230V120H229ZM234 121H235V120H234ZM236 121H239V120H237V118H236ZM248 121H249V120H248ZM42 122H43V121H42ZM42 122H41V123H42ZM66 122H67V121H66ZM66 122H65V123H66ZM73 122H72V123H73ZM127 122H128V121H127ZM135 122H138V123H139V121H136V120H135ZM230 122H231V121H230ZM239 122H241V121H239ZM243 122H245V121H243ZM252 122H253V121H252ZM252 122H250V123L252 124ZM3 123H4V122H2V124H3ZM28 123H29V122H28ZM51 123H52V122H51ZM53 123H55V122H53ZM123 123H125V122L123 121ZM123 123H122V124H123ZM129 123H130V122H129ZM132 123H133V122H132ZM138 123H136V124H138ZM227 123H228V122H227ZM236 123H237V122H236ZM0 124H1V123H0ZM2 124H1V125H2ZM39 124H40V123H39ZM39 124H38V125H39ZM80 124H81V123H80ZM225 124H226V123H225ZM238 124H239V123H238ZM1 125H0V127H1ZM4 125H5V124H4ZM9 125H10V124H9ZM38 125H37V126H38ZM46 125L48 126V124H46ZM73 125H75V124L73 123L72 125H70V127L73 126ZM226 125H227V124H226ZM230 125H231V124H229L228 127H230ZM232 125H233V124H232ZM37 126H36V127H37ZM42 126H43V125H42ZM42 126H41V127H42ZM53 126H55V125L53 124ZM53 126H51L52 128H51V129H48L47 131L52 130V129H53ZM65 126H66V124H65ZM65 126H64V127H65ZM76 126H78V125H76ZM130 126H131V123H130ZM135 126H136V125H135ZM239 126H245V125H240V124H239L238 127H239ZM247 126H248V125H247ZM249 126H251V125L249 124ZM254 126H255V125H254ZM254 126H253V127H254ZM7 127H8V126H7ZM39 127H40V126H39ZM39 127H37V128H39ZM43 127H44V126H43ZM48 127H49V126H48ZM61 127H62V126H61ZM61 127H59L58 129L61 130ZM64 127H63V128H64ZM73 127H74V126H73ZM73 127H71V128H73ZM118 127H119V126H118ZM121 127H122V126H121ZM127 127H129V126H127ZM228 127H225V128H228ZM234 127H235V126H234ZM245 127H246V126H245ZM46 128H47V127H46ZM123 128H125V129H123V130H125V131L128 130V131H129V129L126 128L125 125H123ZM246 128H247V127H246ZM1 129H3V126H2ZM66 129H67V127L65 128V130H66ZM233 129H234V128H233ZM243 129H245V128H243ZM243 129H242V130H243ZM247 129H248V128H247ZM253 129H254V128H253ZM36 130H37V129H36ZM55 130H56V129H55ZM60 130H59V131H60ZM63 130H64V129H63ZM121 130H122V129H121ZM221 130H222V129H221ZM224 130H225V129H224ZM229 130H230V129H229ZM236 130H237V129H236ZM1 131H2V130H1ZM15 131H14V132H15ZM25 131H26V130H25ZM41 131H42V130L40 129L39 132H41ZM52 131H54V130H52ZM52 131H50V132H52ZM66 131H67V130H66ZM72 131H73V130H72ZM125 131H123V132H125ZM128 131H127V133H129ZM238 131H239V130H238ZM243 131H244V130H243ZM243 131H242V132H243ZM250 131H252V127H251ZM254 131H255V130H254ZM10 132H9V133H10ZM42 132H44V131H42ZM42 132H41V135H42ZM45 132H46V131H45ZM55 132H56V131H55ZM73 132H76V131H73ZM139 132H140V131H139ZM223 132L225 133V131H223ZM233 132H234V131H233ZM240 132H241V130H240ZM242 132H241V133H242ZM246 132H249V129H248V131L246 130ZM5 133H6V131H5ZM9 133H6L5 135H7V134H9ZM16 133H17V132H16ZM21 133H22V132H21ZM21 133H20V134H21ZM36 133H37V132H36ZM141 133L143 134V132H141ZM145 133H146V132H144V135H145ZM224 133H223V134H224ZM243 133H244V132H243ZM249 133H250V132H249ZM249 133H247V136H248ZM10 134H11V133H10ZM13 134H14V133H13ZM84 134H85V135H84ZM227 134H228V132H227ZM236 134H237V133H236ZM238 134H240V133H238ZM18 135H19V134H18ZM18 135H17V136H18ZM37 135H38V134H37ZM124 135H125V134H124ZM124 135H123V136H124ZM128 135H129V134H128ZM131 135H132V134H131ZM136 135H137V133H136ZM138 135H139V133H138ZM225 135H226V134H225ZM233 135H234V133L231 134V136H233ZM1 136H2V135H1ZM1 136H0V138H1ZM8 136H9V135H8ZM17 136H13V137L16 138ZM19 136H20V135H19ZM44 136H45V133H44ZM50 136H51V135H50ZM129 136H130V135H129ZM139 136H140V135H139ZM141 136H143V135H141ZM148 136H149V135H148ZM227 136H228V135H227ZM240 136H241V135H240ZM247 136H245V137H247ZM251 136H252V135H251ZM251 136H250V137H251ZM87 137H88V136H87ZM89 137H90V136H89ZM113 137H114V136H113ZM121 137H122V136H121ZM126 137H128V136L126 135ZM130 137H132V136H130ZM137 137H138V136H137ZM250 137H248V139H249ZM5 138H6V137H5ZM11 138H12V137H11ZM41 138H42V136H41ZM123 138H125V137H123ZM123 138H122V139L120 138L119 140L123 141ZM145 138H146V137H145ZM145 138H144V140H145ZM212 138H213V137H212ZM227 138H228V137H227ZM236 138H237V137H236ZM242 138H243V141L246 139V138H244V137H242ZM16 139H17V138H16ZM125 139H127V138H125ZM132 139H133V138H132ZM132 139H131V140H132ZM134 139H135V138H134ZM139 139H140V138H139ZM150 139H151V138H150ZM207 139H208V138H207ZM210 139H211V138H209V140H210ZM260 139H261V138H260ZM263 139H264V138H263ZM14 140H15V139H14ZM42 140H43V139H42ZM142 140H143V139H142ZM142 140H140V142H141ZM144 140H143V141H144ZM205 140H206V139H205ZM209 140H208V141H209ZM213 140H214V139H213ZM213 140H211V141H213ZM230 140H231V139H230ZM233 140H234V137H233ZM233 140H231V141H233ZM237 140H238V139H237ZM7 141H9L8 143H13L12 141H10V139H9V140L7 139ZM21 141H22V140H21ZM38 141H39V139H38ZM38 141H37V142H38ZM125 141H126V140H125ZM125 141H123V143L126 144ZM128 141H129V140H128ZM133 141H135V140H133ZM150 141H151V140H150ZM203 141H204V140H203ZM234 141H236V139H235ZM243 141H242V142H243ZM250 141H251V140H250ZM262 141H263V140H262ZM14 142H15V141H14ZM34 142H35V141H34ZM37 142H36V143H37ZM43 142H44V141H43ZM49 142H50V141H49ZM52 142H54V141H52ZM140 142H139V143H140ZM146 142H147V141H146ZM146 142H145V143H146ZM236 142H237V141H236ZM239 142H240V141H239ZM251 142H252V141H251ZM254 142H255V139L253 140L252 144H254ZM5 143H6V142H5ZM39 143H40V142H39ZM82 143H83V142H82ZM82 143H81L80 146H84V145L87 144V143H85V144L83 143L84 145H82ZM109 143H110V142H109ZM127 143H128V142H127ZM145 143H144V144H145ZM149 143H150V142L148 141V144H149ZM230 143L232 144V145H230V146H233V149H234V145H235V144L233 145L234 142H233V143L230 142ZM230 143H229V144H230ZM240 143H241V142H240ZM243 143H244V142H243ZM21 144H22V143H21ZM30 144H31V143H30ZM40 144H41V143H40ZM40 144H39V145H40ZM42 144H43V143H42ZM50 144H51V143H50ZM52 144H53V143H52ZM55 144H56V143H55ZM78 144H79V143H78ZM107 144H106V145H107ZM128 144H129V143H128ZM131 144H132V143H131ZM131 144H129V145H131ZM142 144H143V143H142ZM146 144H147V143H146ZM151 144H152V143H151ZM151 144H150V145H151ZM157 144H158V142L155 143L154 145H157ZM203 144H205V143L203 142ZM203 144H202V146H203ZM207 144H208V143H207ZM207 144H206V146H207ZM236 144H237V143H236ZM238 144H239V143H238ZM244 144H245V143H244ZM248 144H249V143H248ZM255 144H256V143H255ZM255 144H254V145H255ZM259 144H262V143H259ZM11 145H12V144H11ZM14 145H15V144H14ZM87 145H88V144H87ZM90 145H91V144H90ZM93 145H94V143H93ZM96 145H97V144H96ZM106 145H105V146H106ZM129 145H128V146H129ZM246 145H247V143H246ZM249 145H250V144H249ZM254 145H253V146H254ZM12 146H13V145H12ZM22 146H24V145L22 144ZM26 146H27V144H26ZM30 146H31V145H30ZM35 146H36V145H35ZM35 146H34V147H35ZM43 146H44V145H43ZM61 146H62V145H61ZM78 146H79V145H78ZM134 146H135V145H134ZM152 146H153V145H152ZM238 146H239V145H238ZM263 146H264V145H263ZM20 147H21V146H20ZM24 147H25V146H24ZM38 147H39V146H38ZM50 147H51V146H50ZM54 147H55V146H54ZM58 147H60V146H58ZM64 147H63V148H64ZM84 147H85V146H84ZM92 147L96 148V146H92ZM109 147H110V146H109ZM129 147H130V146H129ZM135 147H136V146H135ZM141 147H143V146L141 145ZM141 147H140V148H141ZM144 147H145V146H144ZM144 147H143V148H144ZM149 147H150V146H149ZM149 147H147V149H148ZM204 147H205V146H204ZM243 147H244V146H242V148H243ZM247 147H248V146H247ZM254 147H256V146H254ZM259 147H261V146H259ZM12 148H14V147H12ZM15 148H17V147H15ZM18 148H19V146H18ZM30 148H31V147H30ZM36 148H37V147H36ZM36 148H35V149H36ZM42 148H43V147H42ZM60 148H61V147H60ZM67 148L69 149V147H67ZM73 148H74V147H73ZM78 148H79V147H78ZM89 148H90V147H89ZM100 148H101V147H100ZM104 148H105V147H104ZM130 148H131V147H130ZM133 148H134V147H133ZM138 148H139V145H138ZM143 148H142V149H143ZM152 148H154V147H152ZM210 148H211V147H210ZM229 148H231V147H229ZM248 148H249V147H248ZM248 148H247V149H248ZM252 148H253V147H252ZM261 148H262V147H261ZM4 149H5V148H4ZM23 149H24V148H23ZM23 149H22V150H23ZM28 149H29V148H28ZM33 149H34V148H33ZM61 149H62V148H61ZM64 149H65V148H64ZM64 149H63V150H64ZM75 149H77L76 146H75ZM87 149H88V147H87ZM92 149H93V148H92ZM101 149H102V148H101ZM106 149H107V148H106ZM134 149H136V148H134ZM235 149H237V148H235ZM245 149H246V148H245ZM258 149H259V148H258ZM17 150H18V149H17ZM30 150H32V148H31ZM43 150H44V149H42V151H43ZM45 150H46V149H45ZM52 150H53V149H52ZM57 150H59V149H56V150L54 149V151H57ZM63 150H62V151H63ZM66 150H67V149H66ZM69 150H70V149H69ZM79 150H80V149H79ZM89 150H90V149H89ZM94 150H95V149H94ZM96 150H97V149H96ZM96 150H95V151H96ZM98 150H99V149H98ZM127 150H128V149H127ZM127 150H125V151H127ZM156 150H157V149H156ZM213 150H215V149L213 148ZM222 150H223V149H222ZM243 150H244V149H243ZM11 151H12V150H11ZM24 151H25V150H24ZM28 151H29V150H28ZM28 151H27V152H28ZM48 151H49V150H48ZM60 151H61V150H59L58 152L60 153ZM62 151H61V152H62ZM70 151H71V150H70ZM73 151H74V150H73ZM80 151H81V150H80ZM82 151H83V150H82ZM87 151H88V150H87ZM91 151H92V150H91ZM100 151H101V150H100ZM100 151H99V152H100ZM103 151H104V150H103ZM106 151H107V150H106ZM106 151H105V152H106ZM125 151H124V152H125ZM130 151H132V149H130ZM130 151H129V152H130ZM135 151H136V150H135ZM137 151H138V150H137ZM137 151H136V153H137ZM142 151H143V150H142ZM148 151H149V149H148ZM150 151H152V150H150ZM230 151L232 152V150H230ZM244 151H245V150H244ZM250 151H251V150H250ZM30 152L32 153L33 151H30ZM38 152H39V150H38ZM45 152H46V151H45ZM50 152H51V150H50ZM63 152H65V150H64ZM66 152H69V151H66ZM78 152H79V151H78ZM88 152H90V151H88ZM101 152H102V151H101ZM107 152L110 153L109 151H107ZM107 152H106V153H107ZM206 152H207V151H206ZM209 152H210V151H209ZM224 152H225V151H224ZM236 152H237V151H236ZM239 152H240V151L238 150V153H239ZM16 153H17V152H15V155H16ZM22 153H23V152H22ZM28 153H29V152H28ZM33 153H35V154H33ZM33 153H32V154H22L21 157H20V158H21L20 160H21V161H24V160H25V161L27 162V160L30 158V156L35 155V157H36L37 152H33ZM51 153H53V152H51ZM90 153H91V152H90ZM93 153H94V151H93ZM103 153H104V152H103ZM106 153H105V154H106ZM111 153H112V152H111ZM111 153H110V155H112ZM125 153H126V152H125ZM140 153H142V152H140ZM148 153H149V152H148ZM148 153H147V154H148ZM150 153H151V152H150ZM150 153H149V154H150ZM207 153H208V152H207ZM207 153H206V154H207ZM211 153L214 154L213 152H211ZM229 153H230V152H229ZM234 153H235V152H234ZM234 153H233V154H234ZM7 154H9V153L7 152ZM12 154H13V153H11V155H12ZM17 154H18V153H17ZM54 154H55V153H54ZM57 154H58V153H57ZM85 154H87V153H85ZM105 154H103V156H104ZM117 154H119V153H116V155H117ZM134 154H135V153H134ZM153 154H154V153L152 152V155H153ZM155 154H157V153H155ZM225 154H226V153H225ZM230 154H231V153H230ZM230 154H229V155H230ZM241 154H242V153H241ZM48 155H49V154H48ZM50 155H51V154H50ZM55 155H56V154H55ZM60 155H61V153H60ZM87 155H88V154H87ZM90 155H91V154H90ZM95 155H96V154H95ZM110 155H109V156H110ZM113 155L115 156V152H114ZM121 155H122V154H121ZM121 155H120V157L123 156V155H122V156H121ZM126 155H127V154H126ZM132 155H133V154H132ZM207 155H209V154H207ZM207 155H206V156H207ZM8 156H9V155H8ZM17 156H18V155H17ZM38 156H39V155H38ZM68 156H69V155H68ZM70 156H71V155H70ZM73 156H74V155H73ZM73 156L71 157V159H69V161H68L69 164H67V166H65L66 163H65V164L63 163V164H64L63 166H64L65 170L61 169V171H60L59 173H63V174H64V173H67V171L70 169V167H72V166L74 165V164H72V163L77 162V161H75V160H78V158H77L76 156H75V157H73ZM92 156H93V155H92ZM100 156H101V155H100ZM103 156H102V157H103ZM106 156H107V155H106ZM114 156H112V157H114ZM118 156H119V155H118ZM137 156H140V155L138 154ZM144 156H145V155H144ZM223 156H224V155H223ZM230 156H232V155H230ZM238 156H239V155H238ZM242 156H243V155H242ZM11 157H12V156H11ZM46 157H47V156H46ZM48 157H49V156H48ZM59 157H60V156H59ZM78 157H79V156H78ZM82 157H83V156H82ZM84 157H86V155H85ZM130 157H131V154H130ZM133 157H134V156H133ZM140 157H141V156H140ZM148 157H149V155H148ZM157 157H158V156H157ZM224 157H226V156H224ZM12 158H13V157H12ZM18 158H19V157H18ZM57 158H58V156H57ZM68 158H69V157H68ZM79 158H80V157H79ZM97 158H98V156H97ZM107 158L110 159L111 156H110V157L107 156ZM122 158H123V157H122ZM155 158H156V157H155ZM206 158H207V157H206ZM226 158H228V157H226ZM233 158H234V157H233ZM233 158L230 157V159H233ZM13 159H16V158H13ZM50 159H51V158H50ZM54 159H55V158H54ZM54 159H53V160H54ZM65 159H66V155H65ZM98 159H99V158H98ZM103 159H105V158H103ZM108 159H106V160H108ZM111 159H112V158H111ZM111 159H110V160H111ZM113 159H114V158H113ZM115 159H116V157H115ZM115 159H114V160H115ZM118 159H119V158H118ZM131 159H132V157H131ZM133 159H134V158H133ZM137 159H139V158L137 157ZM142 159H143V158H142ZM219 159H220V158H219ZM234 159H235V158H234ZM238 159H239V158H238ZM249 159H250V158H249ZM249 159H248V162L250 163ZM20 160H19V161H20ZM48 160H49V159H48ZM48 160H47V161H48ZM51 160H52V159H51ZM51 160H49V161H51ZM79 160H80V159H79ZM88 160H89V159H88ZM91 160H93V158H92ZM114 160H112V162H113ZM135 160H136V159H135ZM139 160H140V159H139ZM251 160H252V159H251ZM255 160H256V159H255ZM255 160H254V161H255ZM258 160H259V159H258ZM19 161H18V162H19ZM21 161H20V162H21ZM30 161H31V160H30ZM57 161H59V160H57ZM65 161H66V160H65ZM85 161H86V159H85ZM94 161H95V160H94ZM100 161H101V160H100ZM121 161H122V160H121ZM121 161H120V162H121ZM125 161H126V160H124V162H125ZM142 161L145 162V160H142ZM146 161H148V160H146ZM150 161H151V160H150ZM222 161H223V160H222ZM222 161H221V162H222ZM235 161H236V159H235ZM235 161H233V162H235ZM239 161H240V160H239ZM15 162H16V160H15ZM53 162H55V161H53ZM61 162H62V161H61ZM105 162H106V161H103L102 163H105ZM109 162H110V161H109ZM109 162H108V163H109ZM112 162H111V163H112ZM127 162H128V161H127ZM131 162H133V160L130 161V163H131ZM137 162H138V161H137ZM205 162H206V161H205ZM205 162H204V165H205ZM217 162H218V161H217ZM223 162H225V161H223ZM237 162H238V161H237ZM244 162H245V161H244ZM251 162H252V161H251ZM45 163H46V162H45ZM56 163H57V162H56ZM86 163H87V162H86ZM86 163H81V164L83 165V164H86ZM96 163H97V162H96ZM98 163H100V162H98ZM108 163H107V164H108ZM114 163H115V161H114ZM140 163H141V161H140ZM145 163H146V162H145ZM208 163H209V161H208ZM211 163H212V162H211ZM230 163H231V162H230ZM246 163H247V162H246ZM25 164H26V163H25ZM57 164H58V163H57ZM61 164H62V163H61ZM115 164H116V163H115ZM115 164H114V165H115ZM132 164H135V163H132ZM151 164L153 165V163H151ZM206 164H207V162H206ZM209 164H210V163H209ZM225 164H226V163H225ZM244 164H245V163H244ZM244 164L242 163V165H244ZM16 165H17V163H16ZM42 165L44 166V164H42ZM45 165H46V164H45ZM50 165H51V164H50ZM52 165H53V164H52ZM77 165H78V164H77ZM77 165H76V166H77ZM102 165H103V164H102ZM111 165H112V164H111ZM117 165H118V164H117ZM126 165H127V164H126ZM126 165H125V166H126ZM137 165H138V164H137ZM140 165H142V164H140ZM144 165H145V164H144ZM144 165H143V166H144ZM216 165H217V163H216ZM219 165H220V164H219ZM226 165L228 166V164H226ZM239 165H240V164H239ZM251 165H253V164H251ZM56 166H57V165H56ZM58 166H60V165H58ZM58 166H57V168H58ZM61 166H62V165H61ZM61 166H60V167H61ZM74 166H75V165H74ZM84 166H85V165H84ZM105 166H106V165H105ZM115 166H116V165H115ZM122 166H124L123 163H122ZM138 166H139V165H138ZM145 166H147V165H145ZM149 166H150V165H149ZM221 166H222V165H221ZM259 166H260V165H259ZM49 167H50V166H49ZM53 167H54V166H53ZM78 167H80V166H78ZM94 167H95V166H94ZM94 167H93V168H94ZM96 167H97V166H96ZM109 167H110V165H109ZM109 167H108V168H109ZM113 167H114V166H113ZM120 167H121V165H120ZM199 167H201V166H199ZM217 167H218V166H217ZM222 167H223V166H222ZM222 167H221V168H222ZM235 167H236V166H235ZM238 167H240V166H237V168H238ZM249 167H250V164H248V165H246V166L244 165V166L240 167L241 170H243V171H240V173L242 172V174H241L240 176H238L239 174H238V175L236 174L237 177L235 176V178H233V177L231 176L233 179L230 178V179H231V180H230V185H229V186H230V187H229L230 189H231V188H237V187H239V189H242V185H240V182H241L242 180H244L245 178H248V177H247V176H248L247 173L250 174V172H249L250 170L248 169ZM253 167H255V166H253ZM55 168H56V167H55ZM62 168H63V167H62ZM90 168H91V167H89V169H90ZM101 168L103 169L102 166H101ZM106 168H107V166H106ZM108 168H107V171H110V170H108ZM141 168H142V167H141ZM145 168H146V167H145ZM201 168H202V167H201ZM215 168H216V167H215ZM237 168H235L234 170H236ZM49 169H50V168H49ZM82 169H83V168H82ZM102 169H99V170H102ZM109 169H111V168H109ZM136 169H137V168H136ZM136 169H135L133 166H132V167H131V166H126V167H124V168H120V169H116V167H115V169L112 168V171H114V170H116V172H118V171H119V172L124 171V173H126V174H128V175H129V173H132V174H130V175H133V172H134ZM147 169L150 170V168H147ZM175 169H176V168H175ZM196 169H197V168H196ZM204 169H205V168H204ZM207 169H208V168H207ZM223 169H224V168H223ZM226 169H228V168H226ZM250 169H252V168H250ZM253 169H254V168H253ZM258 169H259V168H258ZM258 169H257V170H258ZM260 169H262V168H260ZM260 169H259V170H260ZM52 170H53V169H52ZM74 170H75V169H74ZM74 170L72 169L71 172L69 171V173H71L72 175L70 174L71 176H70L69 178H68V177L66 178V182H69L68 184H70V182H73V180H74L77 176H80V178H84V177H86L85 174H82V170H81V171H80V169H79V171H78V169L75 170V171H74ZM91 170H92V169H91ZM91 170H89V171L93 173V171H91ZM94 170H95V169H94ZM99 170H98V171H99ZM104 170H105V168H104ZM199 170H200V169H199ZM212 170L214 171V169H212ZM231 170H232V169H230V171H231ZM262 170H263V169H262ZM36 171H37V170H36ZM89 171L87 170V173H88ZM105 171H106V170H105ZM105 171H104V172H105ZM145 171H146V170H145ZM177 171H178V170H177ZM180 171H181V170H180ZM193 171H194V170H193ZM193 171H192V173H193ZM218 171H219V170H218ZM221 171H222V169H221ZM227 171H228V170H226V172H227ZM251 171H253V170H251ZM255 171H256V170H255ZM255 171H253V172H255ZM33 172H34V171H33ZM49 172H51V171L49 170ZM83 172H84V171H83ZM85 172H86V171H85ZM94 172H95V171H94ZM100 172H101V171H100ZM186 172H187V171H186ZM188 172H190V171H188ZM188 172H187L186 174H188ZM194 172H197V171L195 170ZM198 172L200 173V171H198ZM204 172H205V171H204ZM215 172H216V171H215ZM215 172H214V173H215ZM231 172H232V171H231ZM237 172H238V171H237ZM258 172H259V171H258ZM258 172H256V173H258ZM42 173H43V172H42ZM59 173H58L57 176L54 174V175L56 176V179H58V178L62 175V174H59ZM121 173H122V174H121ZM121 173H120V176H119V177H121V176L123 175V172H121ZM181 173H182V171H181ZM181 173H180V174H181ZM192 173H189V174H192ZM222 173H223V171H222ZM229 173H230V172H229ZM35 174H36V172H35ZM47 174H48V173H47ZM52 174H53V173H52ZM88 174H89V173H88ZM102 174H103V173H102ZM110 174H111V173H110ZM114 174H115V173H114ZM180 174H179V176H180ZM183 174H184V172H183ZM194 174H195V173H194ZM206 174H207V173H206ZM220 174H221V173H220ZM220 174H219V175H220ZM246 174H247V175H246ZM253 174H254V173H253ZM262 174H264V173L261 172V173L259 174V178H260V176L262 177ZM33 175H34V174H33ZM33 175H32V176H33ZM37 175H38V173H37ZM37 175H36V176H37ZM44 175H46V174H44ZM49 175H51V174H49ZM98 175H99V174H98ZM116 175H117V174H116ZM118 175H119V174H118ZM134 175H136V174L134 173ZM176 175L178 176L177 173H176ZM176 175H175V177H176ZM196 175H197V174H195V176H196ZM207 175H208V174H207ZM207 175L205 176V175H202V174H201V176H200V175H199V176H200V178L202 177V178H205V179H206V178H207ZM254 175H257V180H258V174H254ZM51 176H52V175H51ZM63 176H64V175H63ZM68 176H69V175H68ZM87 176H88V175H87ZM100 176H101V175H100ZM110 176H111V175H110ZM110 176H109V177H110ZM112 176H113V175H112ZM183 176H184V177H187V175L185 176V174H184ZM183 176H182V177H183ZM189 176H190V175H188V177H189ZM195 176H194V179H195ZM225 176H227V175H225ZM9 177L11 178V176H9ZM106 177H107V176H106ZM109 177H108V178H109ZM113 177H114V176H113ZM119 177H117V180L119 179ZM123 177H124V176H123ZM130 177H131V176H130ZM175 177H174V178H175ZM188 177H187V178H188ZM208 177H209V176H208ZM219 177H220V176H219ZM49 178H50V177H49ZM52 178H53V177H52ZM52 178H50V179H52ZM54 178H55V177H54ZM62 178H63V177H62ZM77 178H78V177H77ZM98 178H99V177H98ZM103 178H105V177H103ZM121 178H122V177H121ZM121 178H120V179H121ZM127 178H128V177H127ZM192 178H193V177H192ZM6 179H7V178H6ZM12 179H13V178H12ZM12 179H10V180H12ZM56 179H55V180H56ZM60 179H61V178H60ZM64 179H65V178H64ZM86 179H87V178H86ZM99 179H100V178H99ZM115 179H116V176H115ZM134 179H135V178L133 177L132 180H134ZM177 179H178V178H177ZM177 179H176V180H177ZM185 179H186V178H185ZM196 179H197V177H196ZM196 179H195V181H197ZM198 179H199V178H198ZM224 179H225V178H224ZM226 179H227V178H226ZM252 179H253V178H252ZM252 179H251V181H252ZM58 180H59V179H58ZM78 180H79V179H78ZM80 180H81V179H80ZM102 180L104 181L105 179H102ZM108 180H109V179H108ZM108 180H107V181H108ZM127 180H128V179H127ZM127 180H126V181H127ZM129 180H131V179H129ZM132 180H131V181H132ZM159 180H160V178H159ZM159 180H158V181H159ZM161 180H162V179H161ZM167 180H168V179H167ZM171 180H172V178H171ZM227 180H228V179H227ZM260 180H261V179H260ZM17 181H18V180H17ZM17 181H16V182H17ZM48 181H49V180H48ZM56 181H57V180H56ZM61 181H62V180H61ZM63 181H64V180H63ZM81 181H82V180H81ZM81 181H80V182H81ZM84 181H85V180H84ZM105 181H106V180H105ZM105 181H104V182H105ZM126 181H125V180H122V181H119V180H118V181H116L115 183H112V184H111V182H110V183H107V182H106V183H107V186H108V184H111V185H110V187L105 186L106 188H102L103 191H101V193H100V197L98 196V197H99V203L101 202V200H102L104 197L107 196L108 192H110V191H112V190H115V189L117 190L119 187L121 188V187H125V186H129V188H131L130 185H131L132 183H130V185H129L128 183H129L130 181H127V182H128L127 184H126ZM180 181H182V180H180ZM187 181H188V180H187ZM202 181H203V180H202ZM16 182H15V183H16ZM52 182H53V181H52ZM52 182H51V185L53 184V186H54V183H52ZM59 182H60V181H59ZM64 182H65V181H64ZM77 182H78V181H77ZM85 182H87V181H85ZM104 182H103V183H104ZM170 182H171V181H170ZM170 182H169V183H170ZM177 182H178V181H177ZM184 182H185V180H184ZM184 182H183V183H180L174 191L172 190V191L174 192L173 197L170 196V197L172 198L171 201H170V209H171L172 211L175 210V212H177L176 210H177V208H178V210H179L178 212H180V213L183 212V210H185V209L187 208V207H182V205H184V203H186V202H189V203L191 202V203H192V201L194 202V201H195V195H196V196H198V195L200 196V195H202V194L205 192V191H204L205 189H199L200 186H201V184H200L199 188H196V189H195L196 193H189V192H192V190H191V191L188 190L189 187H190V185H189V187L186 189V188H185V186H186V182H185V183H184ZM192 182L194 183V181H192ZM206 182L208 183V181H206ZM227 182H228V181H227ZM8 183H9V182H8ZM25 183H26V182H25ZM32 183H33V182H32ZM81 183H83V181H82ZM99 183H100V182H99ZM162 183H163V181H162ZM178 183H179V182H178ZM178 183H177V184H178ZM187 183H188V182H187ZM204 183H205V182H204ZM241 183H242V182H241ZM58 184H59V183H58ZM58 184H57V185H58ZM62 184H63V182H62ZM64 184H67V183H64ZM78 184H79V183H77V185H78ZM134 184H135V183H134ZM163 184H164V183H163ZM197 184H198V181L196 182V185H197ZM4 185H5V184H4ZM4 185H3V186H4ZM21 185H22V184H21ZM27 185H28V184H27ZM49 185H50V184H49ZM49 185H48L47 187H49ZM59 185H60V184H59ZM70 185H71V184H70ZM79 185H80V184H79ZM82 185H83V184H82ZM84 185H85V184H84ZM84 185H83V186H84ZM97 185H98V184H97ZM175 185H176V183L174 184V186H175ZM196 185H195V186H196ZM3 186H2V187H3ZM6 186H7V184H6ZM17 186H19V185H17ZM22 186H23V185H22ZM31 186H32V184H31ZM55 186H56V182H55ZM68 186H69V185H66L64 188H65V189H66V188L68 189ZM99 186H101V185H99ZM135 186H136V185H135ZM135 186H134V188H136ZM187 186H188V185H187ZM240 186H241V188H240ZM4 187H5V186H4ZM12 187H13V186H12ZM32 187H33V186H32ZM32 187H29V186H23V187H21V191H22V193L19 194L20 196L17 194V195L19 196V198H20V199H21V198H22V199H23V198H27L28 195L31 194V192L33 191ZM37 187H38V186H37ZM51 187H52V186H51ZM85 187H86V186H85ZM97 187H98V186H97ZM102 187H103V184H102ZM161 187H162V184H161ZM171 187H172V186H171ZM0 188H1V187H0ZM13 188H14V187H13ZM72 188H74V187H72ZM80 188L82 189V188H84V187H82V186H81V187H78L79 190H81ZM95 188H96V185H95ZM99 188H100V187H99ZM132 188H133V187H132ZM159 188H160V187H159ZM162 188H163V187H162ZM169 188H170V185H169ZM172 188H173V187H172ZM243 188H244V184H243ZM51 189H52V188H51ZM58 189H59V188H58ZM75 189H76V188H75ZM123 189H124V188H123ZM123 189H122V191H124V190L126 191V189H124V190H123ZM156 189H157V188H156ZM164 189H166V186L164 187ZM167 189H168V188H167ZM237 189H238V188H237ZM237 189H236V190H237ZM256 189H257V188H256ZM5 190H6V189H5ZM7 190H8V189H7ZM52 190H53V189H52ZM55 190H56V189H55ZM94 190H95V189H94ZM100 190H101V189H100ZM100 190H99V191H100ZM127 190H128V189H127ZM158 190H159V189H158ZM1 191H2V190H0V192H1ZM53 191H54V190H53ZM56 191H57V190H56ZM63 191H64V190H63ZM63 191H62V192H63ZM72 191H74V190H72ZM72 191H70V193H71ZM76 191H77V190H76ZM82 191H83V189H82ZM82 191H81V193H80L79 195H82ZM95 191L97 192L98 190L96 189ZM117 191H118V190H117ZM120 191H121V189H120ZM120 191H119V192H120ZM122 191H121V192H122ZM153 191H154V190H153ZM155 191H156V190H155ZM161 191H162V190H161ZM163 191H164V190H163ZM167 191H168V190H167ZM167 191H166V193H167ZM195 191H193V192H195ZM256 191H257V190H256ZM6 192H7V191H6ZM12 192H13V191H12ZM15 192H16V191H15ZM15 192H14V193H15ZM19 192H20V191H19ZM47 192H48V190H47ZM59 192H61V191H59ZM68 192H69V191H65V192H63V193L66 194V193H68ZM127 192H128V191H127ZM149 192H150V193H149V196H150L152 190H150ZM156 192H157V191H156ZM156 192H155V193H156ZM168 192H170V191H168ZM244 192L247 193V191H244ZM249 192H251V191H249ZM249 192H248V193H249ZM252 192H253V191H252ZM252 192H251V193H252ZM2 193H4V192H2ZM7 193H8V192H7ZM49 193L51 194V192H49ZM78 193H79V192H78ZM91 193L93 194V192H91ZM94 193H95V192H94ZM114 193H115V191H114ZM114 193H113V194H114ZM122 193H123V192H122ZM155 193L153 192V195H154ZM157 193L159 194L160 192H157ZM238 193H239V192H238ZM251 193H249V194H251ZM253 193H254V192H253ZM4 194H5V193H4ZM45 194H46V193H45ZM52 194H53V193H52ZM52 194H51V195H52ZM71 194H72V193H71ZM84 194H85V193H84ZM96 194L99 195V193H96ZM96 194H95V195H96ZM113 194H112V195H113ZM116 194H118V193H116ZM123 194H125V193H123ZM123 194H122V196L125 197ZM161 194H162V192H161ZM170 194H172V193H170ZM241 194H242V193H241ZM243 194H244V193H243ZM255 194H256V193H255ZM260 194H261V192H260ZM0 195H1V193H0ZM11 195H12V194H11ZM13 195H14V194H13ZM33 195H34V194H33ZM47 195H48V194H47ZM60 195H62V194H60ZM90 195H91V194H90ZM109 195H110V194H109ZM114 195H115V194H114ZM118 195H120V193H119ZM155 195H156V194H155ZM155 195H154V196H155ZM166 195H167V194H166ZM235 195H236V194H235ZM235 195H234V196H235ZM245 195H247V194H245ZM253 195H254V194H253ZM262 195H263V193H262ZM1 196H2V195H1ZM5 196H6V195H5ZM30 196H31V195H30ZM34 196H35V195H34ZM34 196H33V197H34ZM38 196H39V194H38ZM38 196H37V197H38ZM53 196H55V195H53ZM74 196H75V194H74ZM74 196H73V198H74ZM93 196H94V195H93ZM122 196H121V197H122ZM167 196H168V195H167ZM234 196H233V197H234ZM240 196H242V195H239L238 197H240ZM254 196H255V195H254ZM2 197H3V196H2ZM16 197H17V196H16ZM33 197H32V198L29 197V201H30V198L33 199V200L36 199V198H33ZM46 197H47V196H46ZM58 197H61V196H59V193H58ZM82 197H83V196H81V198H82ZM107 197H108V196H107ZM107 197H106V198H107ZM117 197H118V196H117ZM117 197H116V198H117ZM152 197H153V196H152ZM230 197H231V196H230ZM235 197H237V196H235ZM245 197H246V196H245ZM245 197H244V198H245ZM256 197H257V196H256ZM0 198H1V197H0ZM14 198H15V197H14ZM38 198H39V197H38ZM44 198H45V196H44ZM44 198H43V199H44ZM55 198H56V197H55ZM66 198H67V197H66ZM75 198H76V197H75ZM106 198H105V199H106ZM108 198L110 199V196H109ZM128 198H129V197H128ZM148 198H149V197H148ZM153 198H154V197H153ZM167 198H168V197H167ZM167 198H166V199H167ZM241 198H242V197H240L239 199H241ZM244 198H243V199H244ZM246 198H247V197H246ZM254 198H255V197H254ZM259 198H261V197H259ZM8 199H9V198H8ZM40 199H42V198H40ZM40 199H39V200H40ZM52 199H53V198H52ZM61 199H62V198H61ZM63 199H64V198H63ZM92 199H93V198H92ZM96 199H98V198L96 197ZM96 199H95V200H96ZM109 199H108V200H109ZM118 199H119V198H118ZM129 199H130V198H129ZM151 199H152V198H151ZM154 199L158 202V200L156 199V197H155ZM160 199H161V198H160ZM162 199H163V198H162ZM162 199H161L159 202H161ZM166 199H165V200H166ZM196 199H198V198H196ZM227 199H229V198H227ZM230 199H232V198H230ZM239 199H238V200H239ZM11 200H12V198H11ZM15 200H16V199H15ZM27 200H28V198L26 199V202H27ZM33 200H32L31 202H33ZM39 200H38V201H39ZM50 200H51V199H50ZM69 200H70V199H69ZM69 200H68V201H69ZM71 200H72V199H71ZM83 200H84V199H83ZM83 200H82V199H81V200L79 199V201L76 200V202H75L76 204L70 205V206H69V208H70L69 210H70V211L67 212V215H70V213H72V211H74L75 208H80V207H79V206H80L79 204H81V203H82V204L85 203ZM86 200L88 201V198H87ZM86 200H85V201H86ZM110 200H111V199H110ZM113 200H114V199H113ZM148 200H149V199H148ZM152 200H153V199H152ZM233 200H234V199H233ZM253 200L256 201V200L253 199V198H248V199H247V202H250V203H251V201H253ZM259 200H260V199H259ZM263 200H264V199H263ZM0 201H1V200H0ZM13 201H14V199H13ZM24 201H25V200H24ZM36 201H37V200H36ZM36 201H35V203H36ZM44 201H45V199H44ZM89 201H90V199H89ZM120 201H122V198H121ZM125 201H126V200H125ZM224 201H225V200H224ZM228 201H230V200H228ZM228 201H227V204H228ZM235 201H236V200H235ZM3 202H4V201H3ZM22 202H23V201H22ZM26 202H25V203H26ZM31 202H30V204H31ZM40 202H42V201L40 200ZM54 202H56V201H54ZM54 202H53V203H54ZM103 202H105V201L102 200V202H101L102 205L105 204V203L107 202V199H106V202H105V203H103ZM110 202H111V201H109L108 203H110ZM123 202H124V201H123ZM197 202H199V201L197 200ZM197 202H196V204H197ZM232 202H233V201H232ZM232 202H231V203H232ZM237 202H238V201H237ZM237 202H236V203H237ZM242 202H243V201H242ZM0 203H1V202H0ZM18 203H19V202H18ZM25 203H24V204H25ZM28 203H29V202H28ZM28 203H26V204H28ZM42 203H43V202H42ZM46 203H47V202H46ZM50 203H51V202H50ZM53 203H52V204H53ZM99 203H98V204H99ZM111 203H113V201H112ZM116 203H117V201H116ZM127 203H128V202H127ZM165 203H166V202H165ZM191 203H190V204H191ZM221 203H223V202H221ZM221 203H220V204H221ZM224 203H225V202H224ZM229 203H230V202H229ZM253 203H254V202H253ZM24 204H23V205H24ZM30 204H29V205H30ZM36 204H37V203H36ZM40 204H41V203H40ZM44 204H45V202H44ZM86 204H87V202H86ZM88 204H90V202H89ZM93 204H94V203H93ZM93 204H92V205H93ZM101 204H100V205H101ZM117 204H118V203H117ZM120 204H121V202H120ZM163 204H164V203H163ZM167 204H168V202H167ZM187 204H188V203H187ZM192 204H193V203H192ZM218 204H219V203H218ZM238 204H239V203H238ZM242 204H243V203H242ZM255 204H256V203H255ZM258 204H259V203H258ZM5 205H6V204H5ZM23 205H22L21 207H23ZM33 205H34V203H33ZM41 205H42V204H41ZM46 205H47V204H46ZM49 205H50V204H49ZM53 205H54V204H53ZM59 205H60V204H59ZM61 205H62V204H61ZM95 205H97V204H95ZM100 205H98V206H100ZM110 205H111V204H110ZM118 205H119V204H118ZM122 205H123V204H122ZM125 205H127V206L129 207L128 204H125ZM158 205H159V204H158ZM168 205H169V204H168ZM168 205H167V206H168ZM229 205H230V204H229ZM233 205H234V204H233ZM239 205H240V204H239ZM246 205H247V204H246ZM248 205H249V204H248ZM248 205H247V207H245V208H249V206H250V205H253V204H250L249 206H248ZM261 205H263V204H261ZM27 206H28V205H27ZM74 206H75V207H74ZM98 206H96V207H98ZM108 206H109V205H108ZM112 206H113V205H112ZM119 206H120V205H119ZM156 206H157V205H156ZM163 206H164V205H163ZM184 206H186V204H185ZM187 206H189V205H187ZM216 206H217V205H215V207H216ZM225 206H226V205H225ZM231 206H232V205H231ZM255 206H256V205H255ZM255 206H253V208H255ZM263 206H264V205H263ZM263 206H261V207H263ZM2 207H3V206H2ZM2 207H1V209H0V211H1V212H0V216H1V215H2V216L5 215V214H3V213L5 212V210H6V213L9 212V213L15 214V213H16V209H17V211H18V207H20V206L18 205V207L14 208V206H13L12 204L9 203V204H7V206L5 207V209H3V210H4L3 212H2ZM37 207H38V205H37L35 208H37ZM44 207H45V205H44ZM46 207H47V206H46ZM49 207H50V206H49ZM91 207H92V206H90V208H91ZM93 207H94V206H93ZM93 207H92V209H93ZM109 207H110V206H109ZM113 207H114V206H113ZM131 207H132V206H131ZM153 207H154V206H153ZM153 207H152V208H153ZM160 207H162V206H160ZM179 207H182L183 210L179 209ZM189 207H190V206H189ZM191 207H192V206H191ZM193 207H194V205H193ZM197 207H198V206H197ZM199 207H200V206H199ZM227 207H228V206H227ZM232 207H233V206H232ZM235 207H236V206H235ZM257 207H258V209H259V205H258ZM261 207H260V211H261ZM24 208H25V207H24ZM24 208H23V209H24ZM51 208H53V207H51ZM66 208H67V207H66ZM116 208H117V207H116ZM126 208H127V207H126ZM132 208H133V207H132ZM137 208H138V207H137ZM140 208H141V207H140ZM142 208H143V207H142ZM184 208H185V209H184ZM217 208H218V207H217ZM229 208H230V206L228 207V209H229ZM263 208H264V207H263ZM20 209H22V208H20ZM20 209H19V211H20ZM27 209H28V208H27ZM29 209H30V208H29ZM37 209H38V208H37ZM49 209H50V208H49ZM49 209H48V210H49ZM95 209H96V208H95ZM109 209H110V208H109ZM123 209H124V208H123ZM146 209H147V208H146ZM148 209H149V208H148ZM158 209H159V208H158ZM161 209H163V208H161ZM164 209H165V208H164ZM194 209H196V208H194ZM234 209H235V208H234ZM30 210H34V209L32 208V209H30ZM35 210H36V209H35ZM42 210H43V209H42ZM50 210H51V209H50ZM50 210H49V211H50ZM53 210H54V209H53ZM53 210H52V211H53ZM55 210H56V209H55ZM55 210H54V212H55ZM66 210H67V209H66ZM89 210H91V209H89ZM107 210H108V208H107ZM115 210H117V209H114V211H115ZM138 210H139V208H138ZM151 210H152V209H151ZM155 210H156V208H155ZM168 210H169V209H168ZM199 210H200V208H199ZM208 210H209V209H208ZM230 210H231V209H230ZM251 210H252V209H251ZM25 211H26V210H25ZM37 211H38V210H37ZM44 211H46V210H44ZM91 211H92V210H91ZM93 211H94V210H93ZM118 211H119V210H118ZM123 211H124V210H123ZM153 211H154V210H153ZM194 211H195V210H194ZM203 211H204V210H203ZM203 211H202V213H203ZM211 211H213V210L211 209ZM216 211H217V210H216ZM228 211H229V210H228ZM253 211H256V209H254ZM257 211H259V210H257ZM262 211H263V210H262ZM31 212H32V211H31ZM47 212H48V211H47ZM105 212H106V211H105ZM110 212H111V211H110ZM143 212H144V211H142L141 213H140V212H133V211H132V212H130V214L128 213V216H126V214H122V213H124V212H122L120 215H114V214H115V213H114L113 216L110 215V217L112 218L111 221H112L113 223H114V222H118V221L120 222V224H121L120 226H121V228H123V230H121V229H119V230H121V231H123V232H125V231L127 232V230H128V232H130V231H132V230H129V228L131 229L134 225H135V226L133 227V230H134L135 227H138V228L140 229L141 227L139 226V224H140V225L142 224L141 221L144 222V223L147 222V221H144V220H145L144 218H143L144 220L141 219L142 216H144V215L147 214V213H143ZM151 212H152V211H151ZM178 212H177V215H179ZM198 212H199V211H197V213H198ZM200 212H201V211H200ZM206 212H207V211L205 210V213H206ZM208 212H209V211H208ZM9 213H8V214H9ZM21 213H22V211L20 212V214H21ZM40 213H41V212H40ZM44 213H45V212H44ZM87 213H88V211L86 212V214H87ZM93 213H94V212H93ZM103 213H104V212H103ZM117 213H118V212H117ZM167 213H169V212H167ZM214 213H215V212H213V214H214ZM217 213H218V212H217ZM217 213H216V214H217ZM253 213H254V212H253ZM253 213H252V214H253ZM258 213H259V212H258ZM84 214H85V213H84ZM89 214H91L90 211H89ZM89 214H88V215H89ZM106 214H107V213H106ZM106 214H105V217H106ZM108 214H109V213H108ZM171 214H172V213H171ZM193 214H194V212H193ZM195 214H196V213H195ZM199 214H200V213H199ZM207 214H208V213H207ZM15 215H16V214H15ZM47 215L50 216V215H52V214H50V215L47 214ZM65 215H66V214H65ZM168 215H169V214H168ZM190 215H192V214H190ZM204 215H205V214H204ZM257 215H258V214H257ZM257 215H256V216H257ZM5 216H6V215H5ZM9 216H10V215H9ZM9 216H8V217H9ZM43 216H44V215H43ZM45 216H46V213H45ZM59 216H60V215H59ZM72 216H73V219H74V215H72ZM72 216H71V217H72ZM96 216H97V215H94L95 219L97 218ZM174 216H175V214H174ZM197 216H198V215H197ZM202 216H203V215H202ZM202 216H201V217H202ZM206 216H207V215H206ZM214 216H215V215H214ZM220 216H221V215H220ZM262 216H263V214H262ZM11 217H12V216H11ZM22 217H23V216H22ZM71 217H70V218H71ZM84 217L86 218L87 216H84ZM170 217H171V216H170ZM176 217H178V216H176ZM189 217H190V216H189ZM193 217H194V215H193ZM199 217H200V216H199ZM210 217L212 218L213 216L211 215ZM15 218H16V217H15ZM67 218H68V217H67ZM82 218H83V217H82ZM85 218H84V220H85ZM194 218H195V217H194ZM196 218H197V217H196ZM208 218H209V217H208ZM211 218H210V219H211ZM1 219H2V217H0V223H1V221H2L4 218H3L2 220H1ZM7 219H8V218H7ZM10 219H11V218H10ZM24 219H25V220H28V219H26V218H24ZM60 219H61V217H60ZM60 219H59V220H60ZM68 219H69V218H68ZM95 219H94V220H95ZM138 219H141L140 222H138ZM146 219H147V218H146ZM155 219H157V218H155ZM155 219L153 218V220H155ZM166 219H167V218H166ZM166 219H165V220H166ZM176 219H177V218H175V220H176ZM190 219H192V218H190ZM190 219L188 218V220H190ZM199 219H200V218H199ZM212 219H213V218H212ZM214 219H216V218H214ZM218 219H221V217L218 218ZM218 219H217V220H218ZM223 219H224V218H223ZM256 219H257V220H260L259 217L256 218ZM256 219H255V220H256ZM18 220H19V219H18ZM29 220H30V219H29ZM33 220H34V219H33ZM59 220H58L59 223L62 222V220H60V221H59ZM64 220H65V218H64ZM71 220H72V219H71ZM71 220H70V221H71ZM90 220H91V219H90ZM92 220H93V219H92ZM96 220H98V219H96ZM96 220L93 221V222H96ZM104 220H105V219H104ZM151 220H152V219H151ZM167 220H168V219H167ZM178 220H179V219H178ZM178 220H176V221H177V224H178V222H179ZM181 220H182V218H181ZM200 220H202V219H200ZM221 220H222V219H221ZM9 221H10V220H9ZM21 221H22V219H21ZM66 221H68V220H66ZM66 221H63V222H66ZM88 221H89V220H88ZM135 221H136V222H135ZM148 221H150V220H148ZM176 221H175V223H176ZM194 221L196 222V221H198V219H197V220H194ZM215 221H216V220H215ZM219 221H220V220H219ZM263 221H264V220H263ZM10 222H12V221H10ZM13 222L15 223L14 219H13ZM16 222H20V220L17 221V219H16ZM25 222H26V221H25ZM27 222H28V221H27ZM30 222H31V221H30ZM53 222H55V221L53 220ZM53 222H52V223H53ZM58 222H56L57 225L59 224ZM84 222H85V221H84ZM86 222H87V221H86ZM90 222H91V221H90ZM93 222H92V224L95 225V223H93ZM98 222H99V221H98ZM105 222H107V219H106V221H104V223H105ZM108 222H109V221H108ZM154 222H155V221H154ZM154 222H153V223H154ZM164 222H165V221H164ZM164 222H163V223H164ZM187 222H188V221H187ZM191 222H193V221L191 220ZM191 222H190V223H191ZM203 222H204V220H203ZM212 222H213V221H212ZM217 222H218V221L213 222V223H216V227H217ZM221 222H222V221H221ZM254 222H255V221H254ZM254 222H253V223H254ZM256 222H257V221H256ZM256 222H255V223H256ZM14 223H13V224H14ZM52 223H49V224H52ZM66 223H67V222H66ZM78 223H79V222H78ZM81 223H82V222H81ZM101 223H102V222H101ZM109 223H111V222H109ZM155 223H156V222H155ZM159 223H160V222H159ZM167 223H168V221H167ZM169 223H170V222H169ZM173 223H174V222H173ZM173 223H172V224H173ZM204 223H205V222H204ZM206 223H207V221H206ZM209 223H210V221H209ZM218 223H219V222H218ZM19 224H21V222H20ZM54 224H55V223H54ZM54 224H53V225H54ZM87 224H90V223L87 222ZM92 224H91V225H92ZM96 224H98V223H96ZM105 224H106V223H105ZM111 224H112V223H111ZM111 224H110V225H111ZM114 224H115V223H114ZM137 224H138V226H137ZM156 224H158V223H156ZM156 224H155V225H156ZM160 224H161L162 226H164L162 223H160ZM193 224H194V223H193ZM195 224H196V223H195ZM197 224H198V223H197ZM210 224H211V223H210ZM231 224H232V223L230 222V225H231ZM259 224H260V223H258V225H259ZM14 225H15V224H14ZM16 225H18V223H17ZM27 225H28V224H27ZM27 225H25V226H27ZM29 225L31 226L32 224H29ZM60 225H61V223H60ZM91 225H90V226H91ZM98 225H99V224H98ZM100 225H101V224H100ZM161 225H159V228H160ZM165 225H166V222H165ZM168 225H169V224H168ZM201 225H202V224H201ZM205 225H207V224H205ZM219 225H220V224H219ZM234 225H235V224H234ZM253 225H254V224H253ZM253 225H252V226H253ZM256 225H257V224H256ZM260 225H261V224H260ZM46 226H47V225H46ZM51 226H52V225H51ZM51 226H48V227H51ZM86 226H87V225H86ZM92 226H93V225H92ZM103 226H104V224H103ZM105 226H109V225L107 224V225H105ZM118 226H119V224H118ZM193 226H194V225H193ZM193 226H192V227H193ZM203 226H204V225H203ZM212 226H213V225H211V226H209V227L211 228ZM236 226H237V225H235V228H236ZM248 226H249V225H248ZM261 226H262V225H261ZM0 227H1V224H0ZM31 227H33V226H31ZM34 227H35V226H34ZM34 227H33V228H34ZM94 227H95V226H94ZM98 227H99V226H98ZM109 227H112V226H109ZM115 227H116V226H115ZM151 227H152V226H151ZM153 227H154V225H153ZM155 227H156V226H155ZM155 227H154V228H155ZM194 227H195V226H194ZM205 227H206V226H205ZM209 227H208V230L210 231ZM216 227H215V228H216ZM219 227H220V226H219ZM11 228H12V227H11ZM13 228H14V227H13ZM86 228H87V227H86ZM104 228H105V227H104ZM118 228H120V227H117V229H118ZM142 228H144L143 225H142ZM142 228H141V229H142ZM156 228H157V227H156ZM173 228H174V227H173ZM176 228H177V226H176ZM176 228H175V229H176ZM190 228H191V227H190ZM196 228H197V230H201V229H202V228L198 229V227H196ZM203 228H204V227H203ZM213 228H214V227H212V230H213ZM239 228H240V227H239ZM253 228H254V227H253ZM256 228H257V227H256ZM258 228H259V227H258ZM262 228H263V227H262ZM18 229H19V228H18ZM22 229H23V228H22ZM24 229H25V228H24ZM93 229H94V228H93ZM97 229H98V228H97ZM105 229H106V228H105ZM110 229H111V228H110ZM113 229H114V228H113ZM141 229H140V230H141ZM152 229H153V228H152ZM192 229H193V228H192ZM216 229H217V228H216ZM226 229H228V228H226ZM226 229H225V230H226ZM250 229H252V227L249 228L248 230H250ZM260 229H261V228H260ZM6 230H7V229H6ZM6 230H5V232H7ZM15 230H16V228H15ZM27 230H28V229H27ZM86 230H87V229H86ZM88 230H89V229H88ZM124 230H125V231H124ZM144 230H145V228H144ZM144 230H142V231L144 232ZM172 230H173V229H172ZM185 230H186V229H185ZM194 230H195V228H194ZM194 230H193V231H194ZM235 230H236V229H235ZM235 230H234V231H235ZM239 230H240V229H239ZM244 230H245V229H244ZM248 230H246V232H248ZM252 230H253V229H252ZM256 230H257V229H256ZM10 231H11V230H10ZM51 231H52V230H51ZM51 231H50V232H51ZM93 231H94V230H93ZM95 231H96V230H95ZM98 231H99V230H97V232H98ZM151 231H155V230L153 229V230H151ZM161 231H162V230H161ZM175 231H176V230H175ZM183 231H184V230H183ZM221 231H222V230H221ZM257 231H259V229H258ZM11 232H12V231H11ZM22 232L25 233L24 230H23ZM36 232H37V231H36ZM47 232H48V231H47ZM70 232H71V231H70ZM87 232L90 233L91 231H90V232H89V231H86V233H87ZM147 232H148V231H147ZM180 232L182 233V231H180ZM195 232H196V231H195ZM195 232H194V234H196ZM197 232L200 233L199 231H197ZM201 232H202V231H201ZM213 232H214V230H213ZM213 232H212L211 235H214ZM255 232H256V231H255ZM255 232H254V234H255ZM1 233H2V232H1ZM8 233H9V230H8ZM13 233H14V232H13ZM44 233H45V232H44ZM44 233H43V234H44ZM139 233H140V231H139ZM162 233H163V232H162ZM168 233H169V232H167L166 234H164V236H165V235H168V236H169L170 233H169V234H168ZM171 233H172V232H171ZM173 233H174V232H173ZM177 233H178V231H177ZM203 233H204V232H203ZM248 233H249V232H248ZM258 233H259V232H258ZM11 234H12V233H11ZM18 234H20V233H18ZM74 234H75V233H74ZM74 234H73V235H74ZM91 234L93 235V232H92ZM134 234H135V233H134ZM134 234H133V236H134ZM142 234H143V233H142ZM149 234H150V233H149ZM152 234H153V233H152ZM156 234H158V233H156ZM159 234H160V233H159ZM174 234H175V233H174ZM179 234H180V233H179ZM182 234H183V233H182ZM188 234H189V233H188ZM192 234H193V233H192ZM206 234H207V233H206ZM208 234H210V233H208ZM260 234H261V233H260ZM263 234H264V233H263ZM21 235H22V234H21ZM23 235H24V234H23ZM44 235H45V234H44ZM62 235H63V234H62ZM71 235H72V234H71ZM137 235H139V234H137ZM146 235H147V234H146ZM162 235H163V234H162ZM162 235H161V236H162ZM190 235H191V234H189V236H190ZM201 235H202V234H201ZM246 235H247V234H246ZM13 236H14V235H13ZM16 236H18V235H16ZM68 236H70V235L68 234ZM68 236L66 235V237H68ZM130 236H131V235H130ZM150 236L153 237V235H150ZM155 236H156V235H155ZM164 236H163V237H164ZM185 236H186V235H185ZM189 236H188V237H189ZM196 236H197V235H196ZM198 236H199V234H198ZM206 236L208 237V235H206ZM206 236H205V237H206ZM214 236H215V235H214ZM248 236H249V235H248ZM252 236H253V235H252ZM255 236H256V235H255ZM257 236H259V235H257ZM14 237H15V236H14ZM45 237H46V236H45ZM60 237L63 239V237H62L61 235H60ZM66 237H65V239H66ZM71 237H72V236H71ZM131 237H132V236H131ZM131 237H129V238L132 239ZM145 237H146V236H145ZM166 237H167V236H166ZM176 237H177V236H176ZM181 237H182V236H181ZM183 237H184V236H183ZM192 237H193V236H192ZM200 237H201V236H200ZM205 237H203V238H205ZM244 237H245V236H244ZM253 237H254V236H253ZM263 237H264V236H263ZM69 238H70V237H69ZM146 238H148V236H147ZM149 238H150V237H149ZM149 238H148V239H149ZM156 238H157V237H156ZM160 238H162V237H159V239H160ZM164 238H165V237H164ZM177 238H178V237H177ZM177 238H176V241H177ZM195 238H196V237H195ZM203 238H202V239H203ZM212 238H214V237H212ZM248 238H250V237H246V239H248ZM254 238H256V237H254ZM58 239H59V238H58ZM134 239H135V238H134ZM192 239H193V238H192ZM208 239H209V238H208ZM210 239H211V238H210ZM246 239H244L243 241H245ZM252 239H253V238H252ZM257 239H258V238H257ZM257 239H256V240H257ZM46 240H47V239H46ZM51 240H52V239H51ZM59 240H61V239H59ZM63 240H64V239H63ZM63 240H62V242H63ZM66 240H67V239H66ZM66 240H65V241H66ZM143 240H144V237H143ZM153 240H154V239H153ZM188 240H189V239H188ZM204 240H205V243H206L207 238L204 239ZM217 240H218V239H217ZM222 240H223V239H222ZM222 240H221V241H222ZM224 240H225V239H224ZM231 240H232V239H231ZM233 240H234V239H233ZM254 240H255V239H254ZM42 241H43V242H46V241H44V240H42ZM48 241H50V239H49ZM68 241H69V239H68ZM156 241H157V239H156ZM176 241L174 240V237H173V236H169V237L166 239V242L163 244V246L165 247V249H167L168 247H169V248L171 247V251H172V246L176 244ZM178 241H181V240H178ZM178 241H177V242H178ZM183 241H184V239H183ZM183 241H182V242H183ZM207 241H208V240H207ZM209 241H210V240H209ZM218 241H219V240H218ZM218 241H217V242H218ZM225 241H226V240H225ZM228 241H229V240H228ZM243 241L241 242L242 244H243ZM259 241H261V240H259ZM259 241H258V242H259ZM51 242H52V241H51ZM55 242H56V241H55ZM55 242H53V243H55ZM62 242H60V243L58 242V243L61 244ZM161 242H162V241H161ZM188 242H189V241H187V240L184 241V243H183V247H181L180 249H178L179 251L181 250V253L183 252L182 254H184L185 252H188V253L191 252L190 249H187V248H186V247H187L186 245L188 244ZM195 242H197V241H195ZM231 242L233 243V241H231ZM245 242H247V240H246ZM250 242H251V240H250ZM254 242H255V241H253V243H254ZM53 243H52V244H53ZM154 243H156V242H154ZM162 243H163V242H162ZM162 243H161V244H162ZM192 243H193V242H192ZM192 243H191V245H192ZM198 243H199V242H198ZM200 243H201V242H200ZM228 243H229V242H228ZM232 243H231V244H232ZM236 243H238V242H236ZM236 243H234V244H236ZM239 243H240V241H239ZM239 243H238V244H239ZM241 243H240V245H242ZM255 243H257V242H255ZM39 244H40V243H39ZM146 244H147V243H146ZM193 244H194V243H193ZM212 244H213V243H212ZM218 244H219V243H217V245H218ZM225 244H226V243H225ZM225 244H223V245H224V248H225ZM231 244H229V245H231ZM262 244H263V243H262ZM133 245H134V244H133ZM157 245H158V241H157ZM177 245H178V244H177ZM177 245H176V246H177ZM181 245H182V244H181ZM243 245H244V244H243ZM247 245H248V243H247ZM249 245H250V243H249ZM249 245H248V246H249ZM259 245H261V243H259ZM20 246H21V245H20ZM52 246H53V245H52ZM54 246H55V245H54ZM54 246H53V247H54ZM72 246H73L72 248H74V245H72ZM146 246H148V245H146ZM149 246H150V245H149ZM153 246H154V244H153ZM176 246H175V247H176ZM201 246H202V245H201ZM227 246H228V244H227ZM232 246H235V245H232ZM237 246H238V245H237ZM248 246H245V247H247V249H248L251 245H250L249 247H248ZM253 246H255V245H253ZM256 246H257V244H256ZM36 247H37V245H36ZM46 247H48V246H46ZM69 247H70V246H69ZM131 247H132V246H131ZM131 247H130V248H131ZM133 247H134V246H133ZM151 247H152V246H151ZM154 247H155V246H154ZM154 247H153V248H154ZM161 247H162V246H161ZM197 247H198V246H197ZM197 247H196V248H197ZM241 247H242V246H241ZM243 247H244V246H243ZM251 247H252V246H251ZM257 247H259V246H257ZM157 248H158V247H157ZM169 248H168V249H169ZM176 248H178V247H176ZM176 248H174V249H176ZM192 248H193V247H192ZM200 248H202V247H200ZM204 248H205V247H204ZM204 248H203V249H204ZM210 248H211V247H210ZM213 248L216 249L217 247H216V246H213ZM227 248L229 249V247H227ZM238 248H239V247H238ZM254 248H255V247H254ZM261 248H262V247H261ZM261 248H260V249L258 248V249L261 250ZM146 249H147V247L145 248V250H146ZM149 249H150V248H149ZM165 249L162 250V248H161L160 250H162L161 252H163ZM168 249H167V250H168ZM220 249H221V248H220ZM222 249H223V248H222ZM240 249L245 250V249H243V248H239V250H240ZM252 249H253V248H252ZM46 250H48V249H46ZM70 250H71V248H70ZM130 250H132V249H128V251H130ZM141 250H142V248H141ZM143 250H144V249H143ZM150 250H151V249H150ZM153 250H154V249H153ZM160 250H159V251H160ZM167 250H166V251H167ZM198 250H199V249H198ZM204 250L207 251L206 248H205ZM209 250H210V249H209ZM223 250H224V249H223ZM223 250H221V251H223ZM229 250H230V249H229ZM229 250H228V251H229ZM233 250H234V249H232V251H233ZM239 250H238V252H239ZM242 250H241V251H242ZM37 251L39 252V250H37ZM41 251H42V250H41ZM44 251H45V249H44ZM133 251H134V250H133ZM137 251H138V250H137ZM154 251H156V250H154ZM168 251H170V250H168ZM192 251L194 252V250H192ZM200 251H201V250H200ZM214 251H215V250H214ZM230 251H231V250H230ZM250 251H251V250H250ZM42 252H43V251H42ZM45 252H46V251H45ZM177 252H178V251H177ZM196 252H197V250H196ZM202 252H203V250H202L200 253H202ZM208 252H209V251H208ZM223 252H224V251H223ZM223 252H222V253H223ZM238 252H237V253H238ZM246 252H247V251H246ZM261 252H263V250H262ZM25 253H26V252H25ZM134 253H136V252H134ZM153 253H154V252H153ZM174 253H175V252H174ZM209 253H210V252H209ZM215 253H216V252H215ZM217 253H218V251H217ZM229 253H230V252H229ZM233 253H236V251L233 252ZM242 253H245V252L243 251ZM254 253H255V252H254ZM254 253H253V256L257 255V254L254 255ZM123 254H124V253H123ZM146 254H147V253H146ZM146 254H145V255H146ZM171 254H172V253H171ZM190 254H191V253H190ZM205 254H207V252H206ZM210 254H213V253L211 252ZM225 254H226V253H225ZM231 254H232V253H230V255H231ZM238 254H239V253H238ZM240 254H241V253H240ZM250 254H252V252H250ZM262 254H263V253H262ZM130 255H131V254H130ZM130 255H129V256H130ZM135 255H136V254H135ZM143 255H144V254H143ZM145 255H144V256H145ZM147 255H149V253H148ZM153 255H155V254H153ZM157 255H158V252H157ZM194 255H195V254H194ZM196 255H197V254H196ZM213 255H214V254H213ZM215 255H216V254H215ZM219 255H221V254H218V256H219ZM227 255H228V252H227ZM234 255H235V254H234ZM241 255L243 256V254H241ZM244 255H246V253H245ZM248 255H249V254H248ZM260 255H261V253H260ZM121 256H122V255H121ZM131 256H132V255H131ZM159 256H160V255H159ZM172 256H173V254H172ZM183 256H184V255H183ZM183 256H182L181 258H183ZM191 256H192V254H191ZM197 256H198V255H197ZM197 256H196V257H197ZM199 256H200V254H199ZM199 256H198V257H199ZM201 256H203V254H202ZM201 256H200V257H201ZM209 256H210V255H208V257H209ZM239 256H240V255H239ZM250 256H252V255H250ZM122 257H125V254H124ZM133 257H134V255H133ZM154 257H156V256H154ZM184 257H186V256H184ZM196 257H194V258H196ZM205 257H206V256H205ZM215 257H217V256H215ZM222 257H223V256H222ZM222 257H221V258H222ZM224 257H225V256H224ZM231 257H234V256H231ZM259 257H260V256H259ZM135 258H136V257H134L133 259H135ZM141 258H143V256H142ZM144 258H145V257H144ZM149 258H150V257H149ZM151 258H152V256H151ZM181 258H180V259H181ZM191 258H192V257H191ZM191 258H190V259H191ZM194 258H192V260H193ZM203 258H204V257H203ZM206 258H207V257H206ZM206 258H204V259H206ZM218 258H219V257H218ZM218 258H217V260H218ZM228 258L230 259V257H228ZM234 258H235V257H234ZM240 258H241V257H240ZM251 258H252V257H251ZM263 258H264V255H263ZM122 259H123V258H122ZM138 259H139V257H138ZM153 259H154V258H153ZM169 259H170V258H169ZM178 259H179V258H178ZM178 259H177V260H178ZM180 259H179V260H180ZM183 259H184V258H183ZM185 259H186V258H185ZM190 259H188V260L190 261ZM196 259H197V258H196ZM196 259H195V261H196ZM204 259L201 258V260H203V262L206 261V260H204ZM213 259H214V258H213ZM213 259H212V260H213ZM215 259H216V258H215ZM223 259L226 261L225 258H223ZM236 259H239V257H238V258H235V260H236ZM242 259H243V258H241V261L243 262L244 260H242ZM247 259H248V258H247ZM249 259H250V258H249ZM261 259H262V256H261ZM261 259L259 258V259H257V260L259 261V260H261ZM119 260H120V259H119ZM131 260H132V259H131ZM131 260H130V258H129V262H130ZM142 260H143V259H142ZM217 260H216V261H217ZM219 260H220V259H219ZM230 260L232 261V258H231ZM235 260H234V261H235ZM239 260H240V259H239ZM251 260L254 261L253 258H252ZM262 260H263V259H262ZM122 261H124V260H122ZM132 261H134V260H132ZM138 261H139V260H138ZM153 261H154V260H153ZM182 261H184V260H182ZM185 261H186V262H185ZM185 261H184V262H185L186 264H188V263L190 264V263H191V262H189V261H187V260H185ZM195 261H194V262H195ZM213 261H214V260H213ZM216 261H214V262L218 264L219 262H216ZM263 261H264V260H263ZM144 262H145V261H144ZM147 262H148V261H147ZM161 262H162V261H161ZM177 262H178V261H177ZM177 262H176V264H177ZM179 262H180V261H179ZM187 262H188V263H187ZM194 262H193V263H194ZM197 262H198V261H197ZM197 262H195V263H197ZM203 262H202V263H203ZM207 262H208V261H207ZM209 262H210V261H209ZM214 262H213V263H214ZM222 262H223V261H222ZM236 262H237V260H236ZM238 262H239V261H238ZM242 262H241V263H242ZM244 262H245V261H244ZM251 262H252V261H251ZM255 262H256V261H255ZM259 262H260V261H259ZM117 263H118V262H117ZM117 263H116V264H117ZM154 263H155V262H154ZM169 263H170V262H169ZM180 263H181V262H180ZM193 263H191V264H193ZM200 263H201V262H200ZM202 263H201V264H202ZM205 263H206V262H205ZM227 263H228V261H227ZM120 264H121V263H120ZM124 264H125V263H124ZM131 264H132V263H131ZM148 264H149V263H148ZM181 264H183V263H181ZM229 264H231V262H229ZM234 264H236V263H234ZM238 264H239V263H238ZM253 264H254V263H253ZM258 264H259V263H258ZM260 264H261V263H260ZM262 264H264V262H263Z\"/></svg>",
    "mask_w": 264,
    "mask_h": 264
}]
</instances>
